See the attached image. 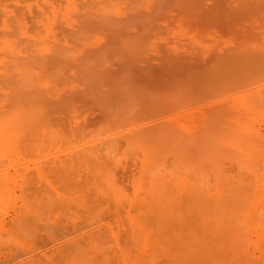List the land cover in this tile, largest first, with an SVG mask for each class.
I'll list each match as a JSON object with an SVG mask.
<instances>
[{
	"label": "bare ground",
	"instance_id": "bare-ground-1",
	"mask_svg": "<svg viewBox=\"0 0 264 264\" xmlns=\"http://www.w3.org/2000/svg\"><path fill=\"white\" fill-rule=\"evenodd\" d=\"M95 1L96 0H0V202H2V203H6V202L12 203L13 202L12 206H14L13 205V204H15L14 202H21V203L25 202L24 204H26L27 202H39V203L57 202L58 205H59L58 202H61V203L67 202V204L69 202H72L71 204H73V206H74L73 209L74 208H76V209L77 208H85L86 206L91 207V209H90L91 211L87 207L88 214H89V211L92 212V214H93L94 211H92V210H95L93 208H96L98 206H101V208H102L105 206L103 208V211L107 212L113 216V217L111 216L112 217L111 221L109 222L108 221L109 218H108V216H106L108 218V219L106 218L108 223L104 226H101V227H97V228L94 227L93 231L91 230L93 227L92 226L93 221L89 222L90 224L92 223L91 229L89 227V229L92 231V233L89 235L87 234L88 237L85 236L84 238L86 239V237H87V239H89L90 241H93V240L96 241L97 240V242H99V241L101 242V241H105L103 236L108 234L109 237L107 236L108 240L105 238L106 241L109 243H111V241H112L113 243H111V246H109V248L108 247L107 248L109 250L110 247H112V249H110L107 253L104 252L105 254L100 255L99 253L97 254V251H98L97 249H99V248H96L95 249L96 254L99 256H94L95 255L94 252H93L94 253L93 255H91L92 253H90L89 254L90 256H93V258L95 257L94 259L91 258V260H92L91 262L88 261L91 264H261V263H264L263 262L264 261V173L261 174V173H259V171H260L259 169L257 171L256 170L257 168H255V169L253 168L254 170H256L255 172L253 170V173L255 176H252L253 174L249 175V173H250L249 168H251V166L253 165L250 158H252V161L254 160L255 163L256 162L258 163L257 167L259 166L260 162H261L260 167L262 164L264 166V152L263 151L260 152L264 148V146H263L264 141L262 142V140H264V139H260L262 137L260 136V138H259L257 135L262 130H260L259 128H256L257 130L256 129H254V130H255V132L257 131L256 132L257 134L256 133L254 134L253 130H251V128L253 129L254 127L250 126L251 127L250 130L252 132H250L249 127H248L249 122H250V125H252L251 123H253V121H255V120L259 121L258 118H255L254 116L257 117L260 115L259 116V118H261L260 120H262V118L264 120V117H262L261 113L258 115V112H260V111L264 112V110H262L264 107L261 109L259 107V109H260V111H259L257 109L258 105L255 106L256 104H253L252 107L254 110H253L252 114H254V116L250 115L253 119L252 122H251L249 116H246V118H245V114L243 112H241V114L242 113L244 114V116L242 117L241 114L239 113L240 111H237L239 114L235 113V115L238 119L241 118V119L249 120L248 122L246 120V124H245V121H243V120H239L240 122H238V119H235L236 117H234V114H233V117L235 120L232 118L233 110L235 108L239 109L238 105H240L239 101H241L238 98V96H240V95L238 93H236V91H235V93L238 95L233 94L236 96V97L233 96V98L234 99L238 98L237 100L235 99L236 102L239 100L237 102L238 105L236 104V102L234 103L235 100L233 101V99L231 98L232 96L230 97L232 100H230V101L228 100V102L223 103V104H219V105H214V104L210 105L208 103L209 102L208 101L207 104L210 105V106H208L204 102V99H205V101H207V99H208L207 95L205 94L206 91H207L206 93L209 94L208 88L209 89L211 88L210 89L211 93H212V90H214L213 91L214 94H216V92H218V91L223 92V90H225V92L228 93L227 92L228 89H230V91L229 90L228 91H229V93H231L232 88H228V87L229 86L232 87L234 85L233 84L234 82L236 85V81L239 80V78H238L239 76L242 78L243 73H241V72L244 70L243 68H245V67L248 69V70L245 69L244 70L245 72L243 71L245 76H246L245 73H247V71H248V73H250V69H251L250 66H253L252 67L253 73L251 72V74H255V73L257 74V71H258V73L262 71L261 73L263 74V72H264V65H263L264 64V36H261V38L258 39L257 41H252V40L250 41L249 40L250 41L248 43L249 46L247 45V47H245L243 50H241V48H239V50L236 49V51L239 53L240 57H236L238 55L237 53H235L234 55H236V56H234L232 53L235 51L234 50L232 51V49H231L232 53L230 52L231 55L227 53L228 57H227V55H226V57L225 56L222 57L223 55L222 56L220 55L221 57L219 55H217L220 57V58L218 57V61L216 59L214 61L211 59L212 62L217 61L216 63H213V65H214L213 66V72H212V68H211L212 65H210L211 61H209L208 58L210 59L213 56L214 52L212 51V54H210L207 51L208 54H207V52H206V54L209 57H207L205 55L207 57L205 60H208L210 63H209V65H206V66L207 67L209 66V68H211L210 73H212L213 78H212V75H210V73H209V75L211 77H209V75H208V77L211 79V81H209L208 80L209 78H208V79H205L206 80V82H205V80L202 78L204 80L205 84H202V82H201L202 79H200V81H199V79H197L196 72L198 70L196 71L195 69H193V72H191V69L186 67L187 69L190 70V72L188 70L187 71H188V73H191V75L187 73V75L185 77H187L188 75H190V77L188 76V79H186L184 77L187 81L184 80V78L182 77L184 82H182V81L181 82L184 84L187 83L188 85L193 86L192 83L189 84L190 81L188 82V80H193L195 78L193 80V82L196 81L195 82L196 84L201 82L200 83L201 85L200 84H197V85H200L205 91V92H199V91H202L203 89L201 88V90H196L194 87V91H196L198 94L201 93L198 98H203V97H201V95L202 96L204 94L206 95V96H204L203 100L201 99L202 100L201 102L203 103V105L205 104L208 107H205L203 110H201L203 107H201V109H197L199 111L201 110L199 113L193 112L194 109L191 112L189 111L191 106L194 108V107H196L195 105H197V104L193 103L195 101V100L193 101V99H198V98H194V97L192 98L191 97V96H194L193 87H191V86L189 87V86H187V84H185V86H184L180 81H179L180 83H178V84L181 85L180 87H182V88L184 86L183 89L185 91H183L181 88H179L178 87L179 85H176V83L178 81L172 80V82L174 81L173 83L176 85L177 89L179 88L178 90H180V91L182 90L181 94L179 93L180 91H178V90L176 91L177 92L176 94L179 93L178 95L171 94L169 92L172 90L171 92L175 93L174 89H173L175 87L174 84H171L173 87L172 86L169 87L168 82H167V86H165L166 85L165 83H164V85L162 84L165 87L153 86L154 83L153 84L150 83L153 79L150 80V82L148 81V83H150V84H148L147 82L142 83L145 80L144 79L142 81V79H143L142 78L141 83L143 85L141 86V83H138L139 86L142 87L138 90L139 87H135V84H137L135 82H138L140 80H136V77L133 78L134 79L133 80V79H131L130 75H128V73L129 74L134 73V71L132 70V66H130L131 64H129L133 61V59L131 60V58H129L130 61L126 65L128 67L130 66L131 68L129 67V69H128V67L125 66V64H122L123 66L121 65L123 67L122 70L124 71L123 72L121 70V72L124 75L127 74L130 77L129 79H131V80H128L129 81L128 82L127 81L128 78H126V82L129 83L128 85H126V84H125V86H123V84L121 85V83H120L121 79H120V81H117L119 77L117 78V75L115 76V74H113L114 72H112V74L109 72L107 73V75L108 74L109 75L111 74L112 76L114 75V79L117 78L116 81L119 83V87L122 88V89L120 88L121 92L123 91L124 87L128 88L127 90H126V88H124V90H126V94L123 92L121 93L122 96H124V97L126 96L125 98H128V96L131 98V99L129 98L127 101H129V100L132 101V99H133L137 103L134 105L138 106V104H139L137 102L138 97H139V100H140V96L143 97L140 101V105L138 106V110L135 112V114L132 113L133 112L132 111L133 110L132 105H130L128 107L130 109L129 112H131V113H127L126 110H122L119 107L120 105H119L118 101H119L120 97H122V96H120V93H119L120 91H118V87L116 85H114L117 87L116 88L111 84H110L111 87L112 86L114 87L113 89L109 88L110 90L109 89L107 90L104 87L106 84V82H105L106 78L105 77H108V76L106 74L102 73V71H104L103 70L104 67L107 68V66H109V65H107V63H108L107 59H109V58H107V53L109 52V49L112 51V49H113V48L111 49L112 45L109 47L108 50L104 49L103 45H101L103 47V49L98 50L97 47L100 44H98L97 43L98 41H95V39L98 36L103 35V34L102 35L98 34L100 31H102L98 28L100 26H102L103 24L107 25L108 28L111 27V29H110L111 31L113 30V28L118 29V25H120L119 27L122 29H118L119 32H118V30H113L112 34H114L117 37L119 35V33L122 32L120 34L121 36L119 35L122 39H124V37H125L122 34L126 33L127 36L129 35L128 37L130 39L128 37H126L129 40L124 39V41L125 40L126 41L124 42V44L121 43L122 45H124V46L128 45L129 46V45L133 44L134 42L140 43V41L143 43L144 42L143 38H145V39L148 38V37L146 38L144 36H145L146 32L149 31L148 25H150V23H148V22H150L149 19H151V16L148 19L146 17V19L148 21V22H146L148 30H147L146 25H144V23H143V25L146 28L143 25H141L145 28L144 29L145 32H143L141 34H144V33L145 34L140 35V37H138V36H136L137 34H136V32H135L136 30H135L134 31L135 33L132 32V34H131L132 36H131L130 32L132 30H130V28L134 27L135 25H136V28L139 27L138 25H140V24H138V23L140 22V20L142 18H145V17L142 16L143 14L139 15L141 18L138 17V15H136V16L132 17V19L130 20L131 22L133 21V23H131L129 21V19L131 18V17H129V14L131 13L130 10L129 9L127 10L130 12L129 14L127 13L128 17H129L128 18L127 14H125L126 12H123V11H125L123 9H126V8L124 7L122 10H121L122 6L120 8L121 2L123 0H121V1L117 0L118 2L116 0H113L119 4L120 11H122L124 13V15H126V17H127V18L125 16L119 17V16L123 15V13L121 14L120 11H119L120 12L119 13L118 12L119 8L117 7L118 9H117V11L116 10L115 11L118 12L119 14L118 13H117L118 15L116 14L117 15L116 18L118 19V17H119L122 19L125 17L124 20L123 19L122 20L120 19V20H121V22L123 21L125 23L124 24L122 22V24L125 25V26L123 25L124 27L127 26L126 28L129 29V32L127 30H125L121 24H115V21L116 22L118 21V23H120L119 19L118 20L114 19L113 23H114L116 28L115 27L112 28V26H110V27L108 26L109 23L108 24H106V22L100 23L101 21H103L102 17L100 18L101 20L99 19V17L98 18L96 17L97 20L98 19L100 20L99 22L97 21L98 24L100 23V25L98 28H95V26H93V25L97 24V22L94 19H93L94 22L92 21V19L90 20L89 13L93 12V14L94 15L97 14V16L103 13L104 15H101V16H105V13H107V11L104 12L105 7H103V5H105L108 2V1L106 2V0H105L104 2H106V3L103 4L102 0H97L98 2H100V4H103L101 9H100V7H97V10L100 9V11H101V13L98 14L99 12L97 13L96 10H94L95 13H94V11H89L94 7L96 9L95 5H96L97 1L96 2ZM113 1L110 0L108 2L109 5L111 2L113 3ZM124 1H126V0H124ZM124 1L122 3H124ZM130 1H126V2H130ZM137 1H139V3L142 2V0L141 1L137 0ZM147 1L148 2L151 1L150 2L151 5L155 4V7L157 6V9L159 10V8L162 9L159 6V5H161V3H162L161 6H163V4H165V2H166V5H164L163 7H165V6L167 7L168 5L171 4V3L169 4L168 2H172L173 0L172 1L171 0H166V1L164 0L165 2L163 0H160L161 2L158 1V3H159L158 5H156V3H154L155 2L154 0L153 1L152 0H146V2ZM179 1L181 2V0H179ZM183 1L181 3H183ZM198 1H200L199 2L200 4L199 3H198V5L196 4L198 6V8L204 9L206 7V6L204 7V5H206L208 3V0H205L207 3H205L204 0H198ZM201 1H202V3L204 2L203 3L204 5L201 4ZM241 1H243V0L236 1V2L233 1V2H235L237 4V2L240 3ZM180 2H177V3L179 4ZM185 2L186 3L183 4L184 6L187 3H188V5H189V3H192L191 0L189 2L188 1H185ZM215 2L217 3L216 7L213 5L214 4L213 1H212L213 6L212 5L209 6L212 8L210 10L211 13L209 11L206 14V12H205L206 9H204V11H202L203 9H199V10L202 11L203 15H201V16L204 17L201 19H203L204 21H205V19L208 21V18L212 19L213 21L209 20V22L210 23L214 22L215 24H218V25H216L218 28L220 25L223 26V24L226 25L227 23L228 24L226 26L231 25L230 27H233L234 25L231 24L232 20L230 21L231 17H236V19L242 20V18H243L242 14H245V16H246L247 13L249 15L256 13L259 16V18L258 17L257 18L260 20V18H261L260 16L264 15V0H257V1L256 0H249L246 4H245L246 1L243 2L244 6H246V8L248 6L247 9L245 7H244V9H242L243 8L242 3H241L242 7H240L241 9H239V7L236 4H230L231 7L229 8L226 5L227 3L223 4V1H221L222 2L221 3V2H219V0H217V1L215 0ZM225 2L226 1H224V3ZM93 3H95L94 7L92 6V8H89L91 6V4L93 5ZM116 3H115V5L111 4V8L107 4L105 5L111 9V11H108V14L110 13L112 16H114L113 12H115V11L113 10V7L115 9ZM131 3L132 4L135 3L133 5V7L138 6L137 5L138 2H136V0H134V2L132 1ZM194 3L195 2L193 1V4ZM209 4H211V3H209ZM128 5H129L128 7L131 8V11H133L132 10L133 8L130 6L129 3H128ZM172 5H173V3L170 5V7H172ZM199 5H200V7H199ZM176 6H177V4H176ZM201 6H203V7H201ZM218 6L220 8L225 7V9L223 8V10L221 11V9ZM233 6L235 7V8H233V10L237 9L238 14L235 12L236 10L235 11L232 10L233 11V13H232L231 8ZM236 6H237V8H236ZM140 7H143V6H140ZM186 7H187V5H186ZM209 7L207 6L206 8H209ZM254 7H255L256 12L251 11L252 8H254ZM177 8H174V9H177ZM102 9H103V11H102ZM108 9H106V10H108ZM139 9H141V8H139ZM217 9H220L219 12L222 13V15L220 14L218 16H222V17L217 16V14L219 13V12H217ZM169 10H170V8H169ZM240 10H241V12H239ZM243 10H244V13L242 12ZM226 11H228L229 13L228 12L226 13ZM133 13H134V15L136 14V9H135V12L133 11ZM180 13L182 15L185 14V13H183L182 10ZM224 13H225V15H224ZM239 13H242L241 14L242 18L241 17L238 18ZM170 14H171V11H170ZM176 14H174V15H176ZM204 14H206V15H204ZM214 14H216V15H214ZM230 14H232V15H230ZM234 14L235 15L237 14V16H234ZM149 15H150V13H149ZM153 15L154 14H152V19H153ZM213 15H214V18H212ZM226 15L228 17L231 16L229 18V20H227V18H225ZM110 16H108V17L110 18ZM207 16H208V18H205ZM216 17L219 18L220 20L219 19L215 20L216 21L215 22L214 19ZM246 17H248L249 19L248 18H245V19H248V21H249L250 16H246ZM105 18H106V16H105ZM223 18H225L230 23L227 22ZM257 18H256V21L258 22ZM133 19L135 21L139 20V22L138 21H137L138 23L134 22ZM146 19H143V21H146ZM171 19H173V17ZM231 19H235V18H231ZM125 20H127V21L125 22ZM193 20H195V19H193ZM221 20H223V22H221ZM90 21H91V23L93 22V24H90ZM183 21L184 20H182L181 23H183ZM248 21H246V22H248ZM195 22H197V21H195ZM209 22H208V24H209ZM219 22H221V23H219ZM236 22L239 23V21H236ZM126 23H127V25H126ZM128 23L130 24V26H128L129 25ZM166 23H165V25H167ZM172 23H173V21H172ZM234 23H235V21H234ZM141 24H142V22H141ZM257 24L255 23V25H257ZM90 25H92L93 26L92 28H94V29H96V31H98V33H97L98 36L96 38H95L96 33L94 34L95 30H93V34H91V36H94V39H93L94 43L93 44H94V47H96V48H93L94 50L96 49V51H94V52L92 50L93 46H91L92 43L90 42L92 39L89 40L91 37H90V35H87V34H90V32H91V26ZM131 25H132V27H131ZM247 25H249V24H247ZM226 26L225 27L223 26V27L226 28ZM258 26H259V24H258ZM143 27H141V28H143ZM249 27H251V26H249ZM255 27H257V26H255ZM102 28H106V26L105 27L102 26ZM224 28H222V29H224ZM88 29L90 30V32ZM184 29H185V26H184ZM247 29L245 27V32L247 31ZM242 30H244V28ZM116 31L118 32L117 33L118 35L116 34ZM223 31L221 30V32H223ZM107 32H109V30H107L106 33H104V34H107ZM214 32H215V30H214ZM236 32H237V30H236ZM253 32H254V30H253ZM257 32L258 31L256 29L255 33H257ZM217 33L218 32H216V34ZM259 33H258V35H259ZM227 34L228 33H226V36H227ZM260 34L264 35V32H262ZM83 35H87L89 38H87L86 36L83 37ZM110 35H111V33H110ZM122 36H124V37H122ZM146 36H147V34H146ZM210 36H213V33H212V35L210 34ZM222 36L223 35H221V37ZM243 36H245V35H243ZM105 37H106V35H104V37H101V38H105ZM216 37H218V36H216ZM233 37L234 36L232 35V39H233ZM107 38H108V36H107ZM107 38H105V40L102 39L101 41H103V42H101V41H99V42H101V44H104L105 43L104 41H106ZM185 38H186V36H185ZM195 38L196 37H194V39ZM99 39H100V37H99ZM99 39L97 38V40H99ZM149 39L151 40V38H148L146 41L148 42ZM232 39H230V40L232 42H234L235 40L233 41ZM108 40H109V42H108ZM108 40H107V43H105L106 45L108 43H109V45L111 43H113V42H111V38L110 39L108 38ZM120 40H118V41H120ZM224 40H225V38H224ZM127 41H128V43L131 42V44L130 43L126 44ZM220 41H221V39H220ZM120 42H123V41H120ZM147 42L143 43V46H142L143 49L145 48L147 50V48H146V46L148 45ZM229 43H231V42H229ZM245 43H246V41H245ZM96 44H98V45H96ZM189 44H187V45H189ZM138 46H139V44H138ZM212 46H214V45H212ZM237 46H239V45H237ZM241 46H239V47H241ZM105 47L108 48V45ZM121 47L122 46H120V48ZM187 48H185L184 50H186ZM235 48H237V47H235ZM180 49H182V48L179 47L178 52H180ZM97 50H98V53H96ZM138 50H139V54L140 53L142 54V55L140 54V56H142V58L145 56H147V58L149 56H151V55L148 56V54L146 55L145 51H144L145 56H143L144 55L143 52L142 51L140 52V49H138ZM163 50H164L163 52H165V49H163ZM196 50H198V49L196 48ZM106 51H107V53H106ZM126 51H127V48H126ZM133 51L135 54L137 50L135 49ZM222 51H224V50L222 49ZM124 52H125V50L121 52L120 56H122L124 54ZM224 52H227V51H224ZM99 53H103V55L102 54L100 55ZM114 53L119 54L120 52L115 51ZM96 54H97V58L99 55L102 57L104 56V58H102V59H104L102 61L104 63L102 64V62H101V64L103 66L100 64V66H101V67L99 66L100 68L95 66L94 60H96V58H95ZM105 54H106L107 59L105 58ZM118 54H117V57H119ZM127 54L129 55L130 53H127ZM159 54H161V53L159 52ZM159 54H157V55H159ZM229 55L231 56V58L229 57ZM111 56H113V55H111ZM129 57H132V56H129ZM135 57H139V56L136 54ZM119 58H118V60H119ZM114 59L115 58H113V60ZM148 59L150 60V57ZM156 59H158V58L156 57ZM126 60H127V58L124 61L126 62ZM141 60L146 61V59L145 60L141 59ZM180 60H182V59H180ZM250 60H253L255 63L253 61L251 62ZM100 61H99V63H100ZM115 61L117 62L116 59H115ZM245 61H246V63L244 66L243 62H245ZM162 62H163V60H162ZM204 62H206V61H204ZM247 62L249 63L248 65H247ZM256 62L257 63L259 62L261 64H259V63L256 64ZM111 63L112 62H110L111 66H109V67L110 68L112 67L114 70H115L116 64L120 65V64H118L119 63L118 62V63L114 64L115 66H112ZM150 63H152V62H150ZM193 63H195V62H193ZM93 64H94V66H93ZM148 64H149V62H148ZM250 64H252V65H250ZM255 64H256L257 68H256ZM142 65L147 66L146 64H142ZM190 65H192V64H190ZM121 66H116V67L118 69L119 67L122 68ZM136 66L137 67L134 68L135 70L137 68H139L138 67L139 65H136ZM172 66H174V65H172ZM187 66L189 67V65H187ZM93 67H96L97 71L99 70L98 72H101L102 74L101 73L98 74V72H96V69L95 68L93 69ZM203 67L205 68V66H203ZM254 67L257 69L256 71L254 70ZM110 68H109V70H110ZM126 68L128 70H130V69L131 70L128 72ZM140 68H139V70H140ZM204 68H201V70ZM206 68L204 69V70H206V72H207V70L210 71L209 68H207V69ZM261 68H263V69H261ZM100 69H101V71H100ZM142 69L140 71L141 74H143V72L145 73V71L142 72ZM154 69L155 68H153V70ZM239 69L240 70L243 69V70L240 71ZM93 70H95V71H93ZM137 70L135 72H137ZM158 70H159V72H161L160 68ZM237 70H239L240 72L239 71L237 72ZM254 71H255V73H254ZM125 72H126V74H125ZM206 72L202 70L201 73H204V74H201V75H204L206 77L207 76V75H205ZM116 73H118V72L116 71ZM146 73H149L148 70ZM193 73H195V76ZM207 74H208V72H207ZM236 74H237V76L238 75L239 76L236 77L235 76ZM251 74H250V78L253 76V75L251 76ZM262 74H260L261 77H262ZM146 75H144L145 78H146ZM153 75H154V73H153ZM192 75H193V77L191 78ZM231 75L236 77V78L232 77V78L236 79V81H234V80L232 81L233 83L231 82L233 85H231V83L230 84L227 83V80L229 82V78L231 77ZM149 76H150V74H149ZM160 76H162V75H160ZM256 76L260 78V76H258V74ZM125 77L126 76H124V78H123L124 80H125ZM139 77H142V76L140 75ZM150 77H152V76H150ZM248 77H249V74L247 75L246 78L244 77L246 79L245 81H247L249 79ZM147 78H149V77H147ZM160 78H159V80H160ZM137 79H138V77H137ZM149 79H151V78H149ZM172 79H174V78H172ZM214 79H215V81H214ZM255 79L257 82L258 79L254 78L253 80H255ZM197 80L199 82H197ZM110 81L113 83L112 80H110ZM162 81L163 80H160V82H158V81H156V82H158L159 85H161L160 83ZM111 82H109V83H111ZM132 82H133V84H131ZM208 82L210 84H212L211 82H213V84L210 85ZM240 82H242V81H240ZM250 82H253V81H250ZM256 82L254 81L253 83H256ZM262 82H264V81H262ZM109 83H108V86H110ZM123 83H125V81ZM158 83H157V85H158ZM195 83H194V85H195ZM245 83H247V82H245ZM257 84H260V81H258V83H256L255 85H257ZM133 85H134V87H133ZM155 85H156V83H155ZM235 85L233 86L234 89H235ZM239 85H242V84H239ZM249 85H252V84L250 83ZM249 85H248L249 91L254 90L253 88L256 89V87L258 86L257 85L254 87V84H253L251 86L252 87L251 88V87H249ZM263 85L264 84L262 83L261 86L263 87ZM243 86L240 87V88H242V90H243ZM261 86L259 85L257 92L259 91V89H260V91H261V89L262 90L264 89V87L262 88ZM244 87L246 89H248L246 87V85ZM129 88L130 89L133 88L134 93L132 92V89L129 90ZM151 88L153 90H151ZM159 88H160V90H159ZM165 88H167V89H165ZM136 89L140 92L138 97H135L139 93ZM128 90L130 93L127 92ZM150 90L152 92L155 91L156 92L155 95L159 93L158 96H160L162 94L161 98L163 97L164 92H165V95L168 96V97L164 96L165 99L162 98V102L164 103V105H163L161 103V99L158 100L159 97L157 98V95L155 96L154 92H153L151 94V96L154 95L156 100L153 99L154 97L151 98V100L153 99V101H151V104L153 102V105H150V107L152 109L155 108V103L157 101H159L160 104L157 102L156 106H161V104H162L163 107H165L163 109H166L167 105H169L168 103L170 102V100H172L171 98H174V101L172 102V105L170 104V106H168V107H172L173 104L175 105L178 103H179L178 105L181 106V104H183V102H185L184 101L185 96L192 98V101H193L192 103L194 104V106L191 105V102L187 101L190 103V108H188L189 109L188 110L189 112L187 111L188 113L185 112L186 113L185 115L180 114V116L177 117L178 116V114H177V116H175V117H173V116L170 117V115H169V117H167V116L161 117L163 115V113H160V110H161V112H163V109H161L162 106L159 107L160 109H158L156 107L158 110L155 108L153 113H152L151 108L147 104V103H150V102H148L150 100V97H151L149 94V93H151ZM157 90H159L160 92L162 91V93H160ZM186 91L188 93H186ZM245 91L246 90H244V92ZM222 92H221V94H222ZM225 92H224V95L230 96L229 93L226 94ZM168 93H170L171 98L169 97ZM197 93H195L196 96H198ZM248 93H251V92H248ZM248 93H246V94L244 93V94L248 95ZM123 94H125V95H123ZM127 94H128V96H127ZM214 94H212V95H214ZM252 94H257V93L252 92ZM173 95H175L177 97H180V95H181L182 98L181 97L180 98L182 99V102L176 103L175 101L179 100L180 98L176 99V97L175 96L173 97ZM263 95L264 94H262V96ZM132 96H133V98H132ZM216 96H218V95H216ZM219 96H221V95L219 94ZM223 96H222V98H219V100H217V101L220 102L221 99L223 102L226 101L227 96L224 97V98H226V100H223L224 99ZM205 97H207V98H205ZM214 97H215V95H214ZM241 97H240V99H241ZM244 97L242 98V101L240 103H242L244 101L243 100ZM256 97L258 98V100H260L258 97V94ZM189 98H187V99L189 100ZM211 98H212V96H211ZM262 98L264 101V96ZM262 98H261V100H262ZM166 99H170L169 102ZM246 99H247V97H245V100ZM163 100L165 102L167 101L166 106H165V102ZM213 100H214V98H213ZM255 100L254 101H253V99L249 100V101H251L250 104L252 105V101H253V103H255ZM249 101L246 100L245 101L246 103L243 102L241 105L244 107L243 104H247ZM124 102L126 104H128L126 102V100ZM210 102H211V99H210ZM129 103L133 104L131 102H129ZM195 103H196V101H195ZM126 104L122 103L123 106ZM157 104H159V105H157ZM248 105H249V103H248ZM251 105H249L250 106V110H249L250 113L252 111ZM262 105H264V103ZM153 106H154V108H153ZM249 106H247V107L249 108ZM177 107L179 110V106H176L175 111H176V113H179V111L177 112ZM182 107H183V105L180 108H182ZM247 107H245L244 109H247ZM255 107H256L257 111H256ZM184 108H186V107H184ZM171 110L174 111V108L166 111V113L169 114V111L171 113ZM186 110H187V108H186ZM239 110H241V108ZM155 111L157 112V114L155 113L156 115L154 114ZM183 111H184V109H183ZM180 112H181V110H180ZM150 113H152L155 116L152 115L153 116L152 117ZM159 113L162 115L160 116ZM255 113H256V115H255ZM143 114H144L146 120H144V118L142 120ZM140 115H141V117H140ZM146 115L148 117H146ZM172 115H173V113H172ZM148 118H150V119H148ZM254 118H255V120H254ZM236 120H237V122H236ZM241 121H243L244 123H242ZM235 123H237L239 125H236ZM254 123H253V126L256 125ZM259 123L264 124V122L262 123V121H260ZM247 124H248V126H247ZM258 125L260 126V124L257 123V126ZM260 128L262 129L261 126H260ZM262 132L264 133V131H262ZM252 133L255 135L254 138L255 137H256V139L258 138V141L256 139L252 140V141H254V142L256 141V142L260 143V140H261V142L263 144V145L260 144L261 149H259L260 148L259 144L257 145V148L254 149L255 151L252 149V148L256 147L255 146L256 144L252 143V141L247 140V139L251 138ZM261 133H260V135H261ZM248 134H250L249 137H248ZM253 134H252V136H253ZM254 138H252V139H254ZM250 149H251V152L249 151ZM252 150H253V152H252ZM248 159L250 161H248ZM247 162L252 163V165L250 164L251 166H249V163H247ZM253 166H255V165H253ZM263 169H264V167H263ZM252 177H253V179L256 178L257 181L256 180L253 181ZM253 182H255V183H253ZM257 183H258V185L256 186ZM253 184L255 185V187H252ZM73 202H75V203L76 202L77 203L83 202V207H75L77 205V203L75 205ZM85 203H88V204H86L84 207ZM57 204H54V205H57ZM101 204L104 206H102ZM29 205H31V204H29ZM44 205H46V204H44ZM54 205H53V207H55ZM38 206L39 205H37V207H34V206L33 207L36 208L38 211ZM47 206L48 205H46V207ZM1 207H2V205L0 206V210L2 209ZM17 207H18V205H17ZM26 207H27V205H26ZM50 207L48 209L51 210ZM71 207L72 206H70L69 208H71ZM28 208H29V206H28ZM56 208H57V206H56ZM59 208H61V207H59ZM59 208L57 210H59ZM15 209H12V210L14 211ZM25 209H27V208H25ZM76 209H74V211ZM30 210L31 209H27L26 211H28V212L26 214H29ZM45 210H47V208ZM54 210L52 211L53 213H54ZM81 210H83V209H81ZM23 211H21V212H23ZM78 211H79V214H80V212H81V214L83 213L82 211H80V209ZM3 212H5V211H3ZM32 212H33V215H35V214L37 215L36 210L35 211L32 210ZM42 212H40L41 215L43 214ZM49 212L46 211V214H47V216L49 215V217L52 218L53 215H51L52 216L51 217L50 214H53V213L50 212V214H48ZM60 212H59V214H60ZM24 213L25 212H23L22 214L24 215ZM85 213H87V212H85ZM6 214H7V216H9L8 215L9 213H6ZM46 214H45V216H46ZM61 214H63V212H61ZM102 214H100V215H102ZM29 215H31V214H29ZM64 215H66V214L64 213ZM83 215H84V217H83ZM85 215L86 214H82V217L84 219L81 217V219H83L84 222L86 220L88 221V219L86 218L87 215L86 216ZM93 215H96V213H94ZM7 216L5 218H7ZM63 216L61 217V220L59 218L60 216L58 217L60 220L59 222H63ZM66 216H64V218H66ZM68 216H69V214H68ZM90 216L88 215V217H90ZM102 216H104V214ZM0 217H1V219L3 218L2 214L0 215ZM15 217H17V215ZM27 217H26V219H28V221H29V218H27ZM72 217H73L72 219H74V220L76 219V218H74V216H72ZM95 217L98 218L99 216L96 215ZM18 218H19V216H18ZM30 218H32V217H30ZM55 218H57V217H55ZM58 218H57V220H58ZM79 218H80V216H79ZM90 218L94 219V217L93 218L90 217ZM102 218H100V220ZM36 219H37V217H36ZM98 219H97V222H98ZM7 220H9V219H7ZM7 220H5V223H2V224H6ZM32 220H33V218H32ZM40 220H39V222H40ZM48 220L49 219H47V221ZM51 220H49V221H51ZM16 221L14 224H16ZM19 221L22 223L23 220L21 221V219H20ZM43 221H42V223H44L43 225H45V227H46V225L48 226V224H46V223H49V222H43ZM45 221H46V219H45ZM30 222L33 223L35 221L33 220ZM59 222L57 221V223H59ZM69 222L73 223L71 220H69ZM81 222L82 221H80V223ZM84 222L81 223V225L82 224L84 225ZM97 222H95V223H97ZM103 222H105V220ZM24 223L26 224L27 220ZM24 223H23V226H24ZM53 224L56 225V223H52L50 225L54 226ZM59 224H57V225L59 226ZM65 224H67V223H65ZM98 224H100V223L98 222ZM21 225L22 224H19V226H21ZM26 225H29V224H26ZM37 225L38 224H36V226ZM39 225H40L39 226L40 228L39 227H37V228L42 230L43 225L41 226V223ZM83 225H82V227H83ZM101 225H102V222H101ZM30 226H31V224H30ZM62 226H63V224H62ZM62 226L59 227V229H61ZM72 226H73L72 224H71V227H69V228H67V226H65L66 229H65V227H64V229L65 230H68V229L73 230ZM24 227H26L24 229H26V231H29L28 233L30 234V230H27L28 227L27 226H24ZM32 227H33V225L31 226V228ZM82 227H79V229H81ZM87 227L85 226L86 229H88ZM51 228H53L52 230L50 229L51 233L52 232L56 233L54 236V239L59 234H61V237H65V234H64V236H62V232L58 233V232H56L57 229H56V231H53V230H55L54 227H51ZM75 228H76V226H75ZM5 229H6V227H5ZM17 229H18V227H17ZM24 229L20 230V233H22ZM10 230H12V229H10ZM13 230H15V229H13ZM33 230H34V233H37L35 231V230H37V229H35V226H34ZM43 230H42V233H43ZM45 230L47 231V228ZM61 230L63 231V229H61ZM46 231H44V232L46 233ZM4 232H5V230H4ZM48 232H47V235L49 236ZM65 232L68 233L69 231H65ZM5 233L8 234L9 231L5 232ZM5 233H3L2 235H4ZM34 233H32L33 236L35 235ZM39 233H37V234H39ZM73 233H75V231ZM25 234H27V233H25ZM25 234H22V235L25 236ZM29 234L27 235L28 237L30 236ZM75 234H74V236H75ZM77 234H78V232H77ZM83 234H85V232ZM45 235L46 234H44V237H45ZM53 235H54V233H53ZM6 236H8L9 238L11 237L9 235H6ZM20 236L21 235H19V237ZM27 236H25V238ZM36 236H38V235H36ZM77 236H75L76 238H74V240L72 238H70L73 241L72 242L70 241V243L68 242L67 244L68 245L70 244L72 246L75 245L77 242ZM12 238L13 237H11V239H9L10 242L13 241L12 243L9 242L10 245L14 243V240H17L15 238V236H14L15 239L14 238L12 239ZM46 238H48V237H46ZM7 239H5V241ZM26 239H28V238H26ZM31 239H33V238H31ZM41 239H43V238H41ZM48 239L53 240V238H48ZM48 239H47V241H48ZM67 239H69V238H66V239L64 238L63 241L67 240ZM22 240H23V238H22ZM52 240H50V241L53 243ZM79 240H82V239H79ZM0 241H1V239H0ZM42 241H44V240H42ZM47 241L45 243H47ZM3 243H5V242H3ZM9 243H7V245ZM17 243H19V242H17ZM40 243H42V242H40ZM52 243H49V244H52ZM57 243H58V241L56 242V244ZM88 243H91V242L88 241ZM28 244H29V242H28ZM56 244H55V246H56ZM81 244H76L78 246L77 247L78 249L81 248V246H80ZM7 245H6V249H8L7 247H10L9 245L8 246ZM35 245H36V242H35ZM42 245H43V243H42ZM98 245H100V243H97V246ZM101 245L99 247H101ZM1 246H2V244H1ZM20 246L23 248V246L21 244L19 245V247ZM14 247H12L13 249L12 248L11 249L14 250L15 249ZM21 247H20V249H22ZM28 248H31V246ZM28 248H26V249L29 251ZM62 248H63V250L65 249L64 246ZM70 248H71V246H70ZM70 248H69L70 252H71V250L74 251L73 248H71V250H70ZM91 248H93V247H91ZM60 249L61 248H59V250H57L56 254L60 251ZM67 249H66V251H68ZM12 250H11V252H12ZM53 250L55 252L54 246H53L52 251ZM81 250H83V249H81ZM88 250L87 251L85 250V252H90ZM83 251H81L82 253H79V254H83ZM31 252H33V251H31ZM35 252H36V250H35ZM74 252L77 253V252H80V250L74 251ZM91 252H92V250H91ZM65 253H67V252H65ZM51 254H54V253L51 252ZM59 254H57V255L59 256ZM42 255L43 254L41 253V256ZM62 255H64V254H62ZM29 256L27 257L28 259H29ZM34 256H36V255H34ZM58 256L55 255L54 257L56 258ZM68 256H70V255L68 254ZM64 257L66 258V256H64ZM27 258H26V260L28 261ZM80 258L82 259V257H80ZM85 258L82 261H85ZM7 259H9V258H7ZM36 259H39V256ZM36 259L35 258L33 259L35 261L34 263H36ZM49 259H50V256H49ZM56 259H54V260H56ZM75 259H77V258L75 257ZM89 259H87V260H89ZM11 260L12 259L10 258L9 263L13 262ZM24 260L25 259L23 258V261ZM45 260L46 259H44V257H43L42 261H45ZM65 260H63V261L65 263H67L68 261H65ZM70 260H73L72 257ZM1 261L2 260H0V262ZM14 261H15V259H14ZM21 261L22 260L20 259V262ZM16 262H19V261H16ZM74 262H76V261H74ZM7 263L8 262H6V264ZM23 263H25V262H23ZM26 263L30 264V261H28ZM57 263H58V260H57ZM69 263L70 262H68V264ZM1 264H4V263L1 262ZM49 264H51V263H49ZM76 264H78V263H76Z\"/></svg>",
	"mask_w": 264,
	"mask_h": 264
},
{
	"label": "rangeland",
	"instance_id": "rangeland-1",
	"mask_svg": "<svg viewBox=\"0 0 264 264\" xmlns=\"http://www.w3.org/2000/svg\"><path fill=\"white\" fill-rule=\"evenodd\" d=\"M96 1H97V0H96ZM96 1H95V2H96ZM104 1H105V0H102V3H103V4H105L107 1L109 2L110 0H106V2H104ZM111 1H113V0H111ZM116 1H117V0H116ZM116 1H113V3L111 2L110 5H109L108 2H107L108 4H107V3H106V4H107L108 6H110V8H111V4H112V5H113V4L115 5ZM118 1H121V0H118ZM118 1H117V2H118ZM123 1H124V0H123ZM123 1H122V2H123ZM126 1H130V0H126ZM126 1H124V3L121 2L120 8H121V6H122L121 10H122L124 7L126 8V9H123V10H125V11H123V12H126L125 14H127V13L129 14V13L131 12V13H130L131 15L129 14V17H131V18L129 19V21L132 19V17H134V16H136V15H138V17H140L139 15H140V14H141V15L143 14L142 16L145 17V18H142V19L140 20V22H139V20H137L139 23H138L137 21H135V20H136V19H135L136 17L134 18L135 20L133 19L134 22H137V23L140 24V25L137 24V25L139 26V27H137V28H136V25H135L136 23L134 24V25H135L134 27H132V25H131V27H132L133 29L129 27L130 30H132V31L130 32V35H131L132 32H134L135 30H136L135 32H136V34H137V35L135 34L136 36L140 37V35H144L145 33H144V34H141V33L145 32L144 29L147 27V25H146V22H148L147 19L150 18V16H151V19H149L150 22H148V23H150V25H148V27H149V31L146 32L147 36H146V34H145V36H144V37H146V38H147V37H148V38H151V40L149 39V41L147 42L146 40H147L148 38H147V39L143 38V39H144V42H143V43H146V42L148 43L147 46L145 45L146 48H147V50H146L145 48H144V49L142 48L143 43H142L139 39H138V40L140 41V43H139V42H138V43L134 42L133 44H131V42H129V43L131 44V45H129V46H128V45H127V46H126V45H125V46L122 45V44H124V42L126 41V40L124 41V39H128V38H129V37H128L129 35L127 36L126 33H125V34H122V35L125 36V37L122 36V37H124V39H122V38L120 37V36H121L120 34H121L122 32L119 33L120 36L117 34V33L119 32L118 29H122V28L119 27L120 25H118V29H114V28H113V27H115V25H114V23H113V22H114V19H115V20L117 19L116 17H117V15H118L120 12H121V14L123 13L122 11H120L119 4H118V3H116V7H115V9H114V7L112 6L114 11H115V10L117 11L118 8H119L118 12L120 11L119 13L116 12V11H115L116 13L113 12V13H114V16L118 13L115 17L112 16L110 13L108 14V11H111V9H110L108 6H105L106 4L103 5V4H100V2L97 1L96 5H95V6H96V9H95V7H94V4H95V3H93V5L91 4V6L89 7V8H92V6H93L94 8H92V9L89 10V11H94V10H96L97 13L99 12L98 14L101 13L100 9H101L102 5H103V7H105V8L107 7L106 9L109 8L110 10H109V9L106 10V9L104 8V12L107 11V13H105L106 18H105V16H101V15H104L103 13L97 16V14L94 15L93 12H91L92 14L89 13V15H90L89 18H90V20L92 19V21H93V19H94V20H96V22H97V21L99 22V21L101 20L100 18L102 17V20H103V21H101L100 23H105V22H106V24L109 23V25H108L109 27L112 26L113 30H118V32L116 31V34H117L118 36L116 37L114 34H112V33H113V32H112L113 30L111 31V30H110L111 27L108 28L107 25H104V24H103L102 26H103V27L106 26V28H102V26H100V27H101V28H100V27H99L100 23L98 24V22H97V24H95V25H93V26H95V28H98V27H99L98 29H100V30H102V31L99 30L100 32L98 33V31H96V29L92 28L93 26L90 25V26H91V32H92V33H91L90 30L88 29L89 32H90V34H87V35H90L91 38H90L89 40L92 39L90 42L93 44V43H94V42H93V41H94V40H93V39H94V36H91V34H93V30H95V31H94V34L96 33V34H95V38L98 36V34H99V35H102V34H103L102 36H98V37H97L98 39H99V37H100L99 40H97V38L95 39V41H98L97 43L100 44V45H99L100 47L98 46L100 49L97 47L98 50H102L103 47H104V49H107V50H108L109 47L112 45L111 49L113 48L115 51H117V52L119 51V52H120L119 54L117 53V54L119 55V57H120V58H119V57H117V54L114 53L115 51H114L113 49H112V51L109 49V52H110V53H109V52L107 53V51H106V53H107V58L110 59V60L107 59V58H106V54H105V58L108 60V63H109V64L107 63V65L111 66V65H110V62H112V63H111L112 66H115L114 64H116V63L119 62L118 64H120V65H117V64H116V66H121L122 64H125V66H127L126 64H128V62L130 61L129 58H131V60L133 59V61H132L131 63H129V64H131L130 66H132V70L134 71V73H132V74H131V73H130V74L128 73V75H130L131 79H133V78L136 77V80H140V81H138V82H135L136 80L134 81L135 83H137V84H135V87H139L138 90H139L140 88H142V87H141V86L143 85L142 83H145V82L148 83V81L150 82V80H152V79H153V80H152L150 83H152V84L154 83L153 86H163L164 83L166 84L165 86H167V82H168V83H169L168 86L170 87V86H172L171 84H174V83H173L174 81L172 82V80H176V81H178L177 83H176V82H175V83H176V85H179L178 83H180L181 81L184 82V81H183V78L187 75L188 71L190 72L189 69H191V72H193V69H195L196 71L198 70V71L196 72V76H197V79H199V81H200V79H202V78H203L204 80H205V79H208L209 77H211L210 75H212V73H210V72H211V68H212V72H213V66H214L213 63H216V62L218 61V57H219L220 55H221V56L223 55L222 57H224V56L226 57L227 53L230 54L231 49H232V51L234 50L235 52H233V53L231 52V53H232L233 55H234L235 53H237L238 55H237V56L234 55V56H236V57H240V55H239V53L236 51V49L239 50V48H241V50H243L245 47H247L248 43H249L251 40H252V41H257L258 39L261 38V36H264V35H261V34H260V33L264 32V25H263V24H264V22H263V21H264V18H263L264 15H263V16H260L261 18H260V20H259V19H258L259 16H258L256 13H253L252 15H251V14L249 15V14L247 13L246 16H250V20H249V21H248L249 18L246 17L245 14H242V13H239V15H238V18H240V17H241V14H242V17H243V18L241 17L242 20H240V19H236V17H231V16L228 17V16L226 15L225 18H227V20H229L230 17H231V18H235V19H231V18H230V21L232 20V21H231V24L234 25V26L232 25L233 27H230L231 25H230V26H226V25L228 24L227 22H229V21H227L225 18H223V19H225V20L227 21V22L225 21V22L227 23L226 25L223 24V26H224V27L226 26V28H224L222 25H220V26H221L222 28H224V29H222L220 26H219V28H220V29H219V28L216 26V25H218V24H215L214 22H213V23H210L209 20H211V21H213V20L210 19V18H208V16L205 17V18H208V21H207L206 19H205V21H204L203 19H201V18H204V17L201 16V15H203V14H202V11H204V9L207 10V11L205 10L206 14H207V12H209V11L212 9L211 7H209L210 5H212V1H213V3H214L213 5L216 7L217 3L215 2V0H210V1L208 0V3L204 0V2L207 3L206 5H204V4H203L204 2L202 3V1H201V4L204 5V7H205V6H206V7H207V6L209 7V8H206V7H205L204 9H203V8H198L197 5H198V3L200 2V1H198V0H196V1H195V0H191L192 3H189V5H188V3H187V4H185V6L183 5L184 3H186L185 1H188V2H189L190 0H184V1L181 0V2L183 1V3H181L179 0H175V1H174V0L172 1V0H171L172 2H168V1H167V2H168L169 4H170V3H171V4L173 3L172 7H170V5H171V4H170V5H168L167 7L165 6L166 8L163 7L164 5H166V2H165L166 0H165V1L163 0V1L165 2V4H163V6H161V5H162V3H161V5H159V6H160L162 9H160V8L158 7L159 10L157 9V6L155 7V4L151 5V3H150L151 1H150V2H148V1L146 2V0H144V1L142 0V2L139 3V1L136 0V2H138V4H137L138 6H137V7H136V6L133 7V5H134L135 3H134V4L131 3L132 1L134 2V0H131L130 2H126ZM140 1H141V0H140ZM152 1H153V0H152ZM154 1H155L154 3H156V5H158V4H159L158 1H160V0H157V1L154 0ZM163 1H162V2H163ZM193 1L195 2L194 4H193ZM216 1H217V0H216ZM221 1H223V4H226V3H227L226 5L230 8V7H231L230 4H236L235 2H236V1H240V0H229L230 2H229L228 0H219V2H221ZM224 1H226V2L224 3ZM233 1H235V2H233ZM245 1H246V2H245ZM245 1L243 0V1H241L240 3L237 2L236 5L239 7V9H241L240 7H242L241 3L243 4V2H245V4H246L249 0H248V1L245 0ZM256 1H257V0H256ZM114 2H115V3H114ZM160 2H161V1H160ZM177 2H180V3L178 4ZM228 2H229V3H228ZM119 3H120V2H119ZM128 3H129L130 6L133 8L132 10H133L134 12H135V9H136V14H135V15H134L133 11H131V8L128 7V6H129ZM149 3H150V4H149ZM152 3H153V2H152ZM168 3H167V4H168ZM174 3H175V4H174ZM209 3H211V4H209ZM215 3H216V4H215ZM221 3H222V2H221ZM221 3H220V4H221ZM238 3H239V4H238ZM97 4H98V5H97ZM123 4H124V5H123ZM131 4H132V5H131ZM140 4H141V5H140ZM176 4H177V6H176ZM191 4H192V5H191ZM196 4H197V5H196ZM199 4H200V3H199ZM208 4H209V5H208ZM144 5H145V6H144ZM186 5H187V7H186ZM213 5H212V6H213ZM239 5H240V6H239ZM140 6H143V7H140ZM178 6H179V7H178ZM182 6H183V7H182ZM234 6H235V5H234ZM234 6L231 8V11L233 10V8H235ZM237 6H236V8H237ZM97 7H100V9H98L99 11L97 10ZM117 7H118V8H117ZM168 7L170 8V10H169ZM177 7H178L179 9H178ZM199 7H200V5H199ZM201 7H203V6H201ZM215 7H214V8H215ZM218 7H219V6H218ZM244 7L246 8V6H244V4H243V8H242V9H244ZM139 8H141V9L143 8V9L141 10V9H139ZM163 8H164V9H163ZM174 8H177V9H174ZM181 8H182V9H181ZM219 8H220V7H219ZM223 8L225 9V7H223ZM223 8H220L221 11L223 10ZM247 8H248V6H247ZM247 8H246V9H247ZM128 9L130 10V12L127 11ZM171 9H172V10H171ZM180 9H181V10L183 11V13H185V14L182 15V14L180 13V12H181ZM183 9H184V10H183ZM199 9H203V10L201 11V10H199ZM220 9H217V12H219ZM239 9H238V10H239ZM246 9H245V10H246ZM157 10H158V11H157ZM160 10H161V11H160ZM176 10H177V11H176ZM215 10H216V9H215ZM215 10H214V11H215ZM235 10H236V11H235ZM102 11H103V9H102ZM156 11H157V12H156ZM170 11H171V14H170ZM178 11H179V12H178ZM228 11H229V10H228ZM228 11H226V13H227ZM233 11H235L236 13L238 12L237 9H234ZM233 11H232V13H233ZM248 11H249V10H248ZM251 11H252V12H256L255 7L252 8ZM177 12H178V13H177ZM223 12H224V11H223ZM239 12H241V10H240ZM242 12L244 13V10H243ZM246 12H247V11H246ZM94 13H95V11H94ZM111 13H112V12H111ZM113 13H112V14H113ZM149 13H150V15H149ZM176 13H177V14H176ZM210 13H211V11H210ZM212 13H213V12H212ZM228 13H229V12H228ZM107 14H108V15H107ZM128 14H127V17H128ZM145 14H146V15H145ZM152 14H154V15H153V19H152ZM174 14H176L177 16L174 15ZM187 14H188V15H187ZM206 14H204V15H206ZM208 14H209V13H208ZM220 14L222 15V13L219 12V13L217 14V16L220 15ZM237 14H238V13H237ZM237 14H236V15L234 14V16H237ZM255 14H256V15H255ZM91 15H92V16H91ZM110 15H111V16H110ZM148 15H149V16H148ZM185 15H186V16H185ZM209 15H210V14H209ZM214 15H216V14H214ZM214 15H213L212 18H214ZM224 15H225V13H224ZM230 15H232V14H230ZM108 16H110V18H109ZM123 16L126 17V15H124V13H123V15H121V16H119V17H123ZM171 16L173 17V19H171V18H172ZM175 16H176V17H175ZM210 16H211V15H210ZM252 16H253V17H252ZM93 17H94V18H93ZM96 17H97V18L99 17L100 20H99V19L97 20ZM111 17H112L113 19H112ZM119 17H118V19L120 20L121 18H119ZM125 17L122 18V19L124 20ZM127 17H126V18H127ZM129 17H128V18H129ZM146 17H147V19H146ZM218 17H222V16H218ZM257 17H258V18H257ZM95 18H96V19H95ZM140 18H141V17H140ZM140 18H139V19H140ZM216 18H217V17H216ZM216 18L214 19V21L219 19V18H217V19H216ZM245 18H248V19H245ZM252 18H253V19H252ZM256 18H257L258 22L256 21ZM107 19H108V20H107ZM118 19H117V20H118ZM122 19H121V20H122ZM143 19H146V21H143ZM174 19H175V20H174ZM193 19H195V20H193ZM251 19H252V20H251ZM262 19H263V20H262ZM109 20H110V21H109ZM121 20H120V23H118V21H117V22L115 21V24H121V25L123 26L125 23L122 21V22L124 23V24H122ZM169 20H170V21H169ZM171 20L173 21V23H172ZM182 20H184L183 23H181ZM219 20H220V19H219ZM233 20L235 21V23H234ZM126 21H127V20H125V22H126ZM167 21H168V22H167ZM191 21H192V22H191ZM195 21H197V22H195ZM236 21H239V23L236 22ZM246 21H248V22H246ZM252 21H253V22H252ZM93 22H94V21H93ZM93 22L91 23V21H90V24H93ZM130 22H131V21H130ZM130 22H129V23H130ZM141 22H142V24H141ZM166 22H167V23H166ZM169 22H170V23H169ZM206 22H207V23H206ZM208 22H209V24H208ZM215 22H216V21H215ZM217 22H218V21H217ZM221 22H223V20H221ZM221 22H219V23H221ZM225 22H224V23H225ZM110 23H111V24H110ZM129 23H128V24H129ZM131 23H133V21H132ZM143 23H144V25H146V27L143 25ZM148 23H147V24H148ZM165 23H166L167 25H165ZM191 23H192V24H191ZM200 23H201V24H200ZM229 23H230V22H229ZM245 23H246V24H245ZM255 23H256V24L258 23L259 26H258V24L255 25ZM247 24H249V25H247ZM260 24H261V25H260ZM126 25H127V23H126ZM141 25H143L145 28H144L143 26H141ZM235 25H236L237 27H236ZM254 25L257 26V27H255ZM262 25H263V26H262ZM90 26H89V27H90ZM122 26H121V27H122ZM124 26H125V25H124ZM124 26H123V27H124ZM128 26H130V24H129ZM184 26H185V29H184ZM240 26H241L242 28H241ZM244 26L246 27V29L248 28L246 32H245V27H244ZM249 26H251V27H249ZM252 26H253V27H252ZM126 27H127V26H126ZM126 27H124V29L127 30V31L129 32V29L126 28ZM141 27H143V28H141ZM148 27H147V30H148ZM115 28H116V27H115ZM214 28H215V29H214ZM232 28H233V29H232ZM240 28H241V29H240ZM243 28H244V30H242ZM138 29H139L140 31H139ZM217 29H218V30H217ZM235 29L237 30V32H236ZM256 29H257V31H258L257 33H255V32H256ZM262 29H263V30H262ZM107 30H109V32H107L108 35H107V34H104V33H106ZM196 30H197V31H196ZM214 30H215V32H214ZM216 30H217V31H216ZM221 30H222V31L224 30V31H223L224 33L221 32ZM233 30H234L235 32H234ZM241 30H242V31H241ZM253 30H254V32H253ZM122 31H123V30H122ZM127 31H126V32H127ZM199 31H200V32H199ZM243 31H244V32H243ZM102 32H103V33H102ZM124 32H125V31H124ZM124 32H123V33H124ZM135 32H134V33H135ZM137 32H138V33H137ZM198 32H199V33H198ZM216 32H218L219 34H218V33L216 34ZM225 32L228 33L227 36H226V33H225ZM230 32H231V33H230ZM249 32H250V33H249ZM259 32H260V33H259ZM87 33H88V32H87ZM97 33H98V34H97ZM110 33H111V35H110ZM134 33H133V34H134ZM196 33H197V34H196ZM212 33H213V36H210V34L212 35ZM244 33H245V34H244ZM258 33H259L260 36L258 35ZM230 34H231V35H230ZM241 34H242V35H241ZM254 34H255V35H254ZM87 35H83V37L86 36L87 38H89ZM104 35H106L105 38H107V36H108L109 39L111 38V42H113V43L110 42V43H111L110 45H109V43L107 44V45H108V48L105 47V46H107L105 43H107L108 38H107L106 41H104V42H105V43H104L105 45H104V44H101V42H103V41H101V40H102V39L105 40V38H101V37H104ZM135 35H134V36H135ZM150 35H151V36H150ZM189 35H190V36H189ZM200 35H201V36H200ZM221 35H223V36L221 37ZM228 35H229V36H228ZM232 35L234 36L233 39H232ZM243 35H245V36H243ZM251 35H252V36H251ZM253 35H254V36H253ZM131 36H132V35H131ZM131 36H130V37H131ZM149 36H150V37H149ZM185 36H186V38H185ZM216 36H218V37H216ZM230 36H231V37H230ZM242 36H243V37H242ZM250 36H251V37H250ZM115 37H116V38H115ZM126 37H128V38H126ZM194 37H196V38H195L196 40L194 39ZM210 37H211V38H210ZM227 37H228L229 39H228ZM238 37H239V38H238ZM245 37H246V38H245ZM248 37H249V38H248ZM131 38H132V37H131ZM133 38H134V37H133ZM135 38H136V37H135ZM224 38H225V40H224ZM243 38H244V39H243ZM250 38H251V39H250ZM252 38H253V39H252ZM256 38H257V39H256ZM120 39H121V40H120ZM129 39H130V38H129ZM129 39H128V40H129ZM140 39H141V38H140ZM187 39H188V40H187ZM197 39H198V40H197ZM217 39H218L219 41H218ZM220 39H221V41H220ZM230 39H232L233 41L235 40L238 44H237L235 41L232 42ZM118 40L123 41V42H120V41H118ZM133 40H134V39H133ZM194 40H195V41H194ZM201 40H202V41H201ZM249 40H250V41H249ZM99 41H101V42H99ZM116 41H117V42H116ZM134 41H135V40H134ZM198 41H199V42H198ZM241 41H242V42H241ZM245 41H246V43H245ZM108 42H109V40H108ZM229 42H231V43H229ZM121 43H122V44H121ZM127 43H128V41L126 42V44H127ZM129 43H128V44H129ZM141 43H142V44H141ZM189 43H190V44H189ZM201 43H202V44H201ZM222 43H223V44H222ZM225 43H226V44H225ZM92 44H91V46H93V47H92V50H93V52H94V51H96V49L94 50L93 48H96V47H94V44H93V45H92ZM98 44H96V45H98ZM138 44H139V46H138ZM140 44H141V45H140ZM187 44H189V45H187ZM227 44H228V45H227ZM96 45H95V46H96ZM101 45H103V47H102ZM119 45L122 46V47H121L122 49L120 48ZM202 45H203V46H202ZM204 45H205V46H204ZM212 45H214V46H212ZM220 45H221V46H220ZM222 45H223V46H222ZM224 45H225V46H224ZM226 45H227V46H226ZM237 45H239V46L242 45V46L239 47V46H237ZM113 46H114V47H113ZM115 46H116V47H115ZM117 46H118V47H117ZM123 46H124V47H123ZM145 46H144V47H145ZM216 46H217V47H216ZM230 46H231V47H230ZM248 46H249V45H248ZM136 47H137V48H136ZM179 47L182 48V49H180V52H178V51H179ZM187 47H188V48H187ZM233 47H234V48H233ZM235 47H237V48H235ZM126 48H127V51H126ZM161 48H162V49H161ZM166 48H167V49H166ZM175 48H176V49H175ZM185 48H187V49L184 50ZM196 48H197L199 51L196 50ZM217 48H218V49H217ZM229 48H230V49H229ZM135 49H136L137 51H136V53L134 54V51H133V50H135ZM138 49H140V52L142 51L143 54L146 52V53H145L146 55H147V54H148V56L151 55V56H149V57H150V60L148 59L149 57L147 58V56H145V54L143 55V56H145V57L142 58V56H140L141 53L139 54V50H138ZM159 49H160V50H159ZM163 49H165V52H163V51H164ZM211 49H212V50H211ZM222 49H223L224 51H227V52L222 51ZM98 50H97L96 53H98ZM124 50H125L124 54L122 53L123 55L120 56L121 52L124 51ZM183 50H184V51H183ZM228 50H229V51H228ZM104 51H105V50H104ZM144 51H145V52H144ZM168 51H169V52H168ZM207 51H208L210 54H212V51L214 52L213 56H212L210 59L208 58V60L211 61V64H210V65H212V67L210 66L211 68H209V66H208V67L206 66V65H209V63H210L208 60H205L207 57H209V56H207V54H208ZM100 52H101V51H100ZM111 52H112V53H111ZM131 52H132V53H131ZM147 52H148V53H147ZM157 52H158V53H157ZM159 52H160L161 54H159ZM177 52H178V53H177ZM187 52H188V53H187ZM206 52H207V54H206ZM218 52H219V53H218ZM125 53H126V54H125ZM127 53H130L131 55H130V54L128 55ZM163 53H164V54H163ZM165 53H166V54H165ZM179 53H180V54H179ZM190 53H191V54H190ZM99 54H100V55H101V54L103 55V53H99ZM99 54H98V55H99ZM136 54H137L139 57H135ZM157 54H159V55H157ZM177 54H178V55H177ZM210 54H209V55H210ZM100 55H99V56H100ZM111 55H113V56H111ZM126 55H127L128 57H127ZM141 55H142V54H141ZM170 55H171V56H170ZM181 55H182V56H181ZM184 55H185V56H184ZM205 55H206L207 57H206ZM217 55H219V56H217ZM230 55H231V54H230ZM230 55H229V57L231 58ZM99 56H98V58H99V59H98V58H97V54H96V57H95L96 60H94V61H95V66H97V67H99L100 64H101V62L104 60V59H102V58H104V56H103V57L100 56L101 58H100ZM109 56H110V57H109ZM129 56H132V57H129ZM154 56H155V57H154ZM221 56H220V57H221ZM156 57H157L158 59H156ZM164 57H165V58H164ZM175 57H176V58H175ZM178 57H179V58H178ZM180 57H181V58H180ZM214 57H215V58H214ZM216 57H217V58H216ZM220 57H219V58H220ZM227 57H228V55H227ZM111 58H112V59H111ZM113 58H115V59L117 60V62L115 61V59L113 60ZM118 58H119L120 61L118 60ZM123 58H124V59H123ZM126 58H127L128 61L126 60V62H125L124 60H125ZM160 58H161V59H160ZM173 58H174V59H173ZM232 58H233V57H232ZM97 59H98V60H97ZM138 59H139V60H138ZM141 59H144V60L146 59V61H143V60H141ZM147 59H148V60H147ZM180 59H182V60H180ZM211 59H212L213 61L216 59L217 61L212 62ZM235 59H236V58H235ZM100 60H101V61H100ZM158 60H159V61H158ZM162 60H163L164 63L162 62ZM177 60H178V61H177ZM179 60H180V61H179ZM200 60H201V61H200ZM203 60L206 61V62H204ZM99 61H100V63H99ZM134 61H135V62H134ZM141 61H142V62H141ZM188 61H189L190 63H189ZM250 61L252 62L253 60H250ZM139 62H140V63H139ZM148 62H149V64H148ZM150 62H152V63H150ZM187 62H188V63H187ZM191 62H192V63H191ZM193 62H195V63H193ZM253 62H254V61H253ZM93 63H94V62H93ZM103 63H104V62H102V64H103ZM135 63H136V64H135ZM137 63H138V64H137ZM141 63H142V64H146L147 66L142 65ZM165 63H166V64H165ZM243 63H244V66H245L246 61L243 62ZM254 63H255V62H254ZM258 63H259V62H258ZM258 63L256 62V64H258ZM102 64H101V65H102ZM105 64H106V63H105ZM162 64H163V65H162ZM170 64H171V65H170ZM183 64H184V65H183ZM190 64H192V65H190ZM193 64H194V65H193ZM248 64H249V63L247 62V65H248ZM256 64H255V66H256ZM259 64H261V63H259ZM262 64H263V63H262ZM134 65H135V66H134ZM136 65H139V66H138L139 68L141 67L140 70H139V68H137L138 70L136 69L137 72H135L136 70L134 69V68L137 67ZM155 65H156V66H155ZM172 65H174V66H172ZM182 65H183V66H182ZM187 65H189V67H188ZM250 65H252V64H250ZM250 65H249V66H250ZM253 65H254V64H253ZM263 65H264V64H263ZM93 66H94V64H93ZM102 66H103V65H102ZM109 66H107V68L104 67V69L102 68V69L104 70V71H102V73H104V74L107 75L108 72L111 73V74H112V72H114L113 74H115V76L117 75V78H118V77H119V78H118V80H117V78L114 79V75L112 76V75L110 74V75H111V76H110V75L108 74V75H107L108 77H105L107 80L105 79L106 84H105L104 87H105V89L108 90L109 88H110V89H111V88L113 89L114 87L117 86V87H118V91H120V88H121V87H119V83H118L117 81H120V79H121V82H120V83H121V85L123 84V86H125V84H126V85L129 84V83L126 82V78H128L127 81H128V80H131V79H129L130 77L126 74V72H127V71L129 72V71L131 70V69L128 70L130 66H129V67L127 66V67H128V69L126 68L127 71L124 69V70L126 71V72H125L126 75H124V74L121 72V70L123 69V67H122L123 65L121 66L122 68L119 67L118 69H117V67L115 66V70H114L112 67H111V68H112V69H111ZM158 66H159V67H158ZM203 66H205V68L207 67V68L210 69V71L207 70L208 74H207L206 70H204L205 68H204ZM260 66H261V65H260ZM260 66H259V67H260ZM100 67H101V66H100ZM100 67H99V68H100ZM165 67H166V68H165ZM167 67H168V68H167ZM172 67H173V68H172ZM174 67H175V68H174ZM181 67H182V68H181ZM186 67L189 68V69H187ZM247 67H248V66H247ZM252 67H253V66H250V68H251V69H250V73H248V71H247V73H245L246 76L244 75V72H245L244 70H245V69L248 70V69H247L246 67H245V68L242 67L244 70H243V69H241V70L239 69L240 71H242V70L244 71V72H243V71L241 72V73H243L244 76L242 75V78H241L239 75H238V76H239V77H238L237 74H236L235 76L239 78V80L237 79L238 81H236V79H234V78H236V77H234L233 75H231V77L229 78V82H228V80H227V83H228V84H230L233 80L236 81V85H235V82H234V83L232 82V83L235 85V89H234V87H233L234 85H233L232 83H231V85H233V86H232V87H231V86L228 87V88H232L231 93H229L230 89L227 88L229 91L226 89L230 96H228V95H224L225 90H223V92L221 91L222 94H221V92H219V91H218V92L215 91L216 94H214V92H213L214 90H212V93H211V92H210V89H211V88H210V89L208 88L209 94L212 96V98H211V96H210L208 93H206L207 91L205 92L204 89L200 86V85H201L200 83L202 82V84H205L206 80H205V82H204V80L202 79L203 81L201 80L200 83H197V84H200V85H197V84L195 83L196 81L193 82V80H194L195 78H194L193 80H188V82L190 81L189 84L192 83L193 86H192V85H188L187 83H185V84H187V86H189V87H190V86L193 87V91H194V87H195L196 90H201V88L203 89L202 91H199V92H205V94H206L207 97H208L207 101H205V99H204V96H206L205 94H204L203 96L201 95V97H203V98H198V97L200 96L201 93L198 94L196 91H194V96H191V97H192V98H193V97H194V98H198V99H193V101L195 100L196 103H195V101H194V102L192 101V98H191V97L189 98L188 96H187V97L185 96V97H186V98L184 97V101H185V102H183V104H181V106L183 105V107H182V108L184 109V111H183V109L180 108L181 106L178 105V104H179L178 102H180V103L182 102V99H181L182 97H181V95H180L181 98H180V97H177V96H175V95H173V97L175 96L176 99H177V98H180V99H181V100H180V99H179V100H176V99H175V100H176L175 102L178 103V104H175V105L173 104V106H172V107L174 108V111H175V109H176L175 107H176V106H179V110H178V107H177V112L179 111V113H176V111L174 112L173 110H171V113H170V111H169V114H168V113H166V111H168V110H170V109H173L172 107H168V106H170V104L172 105V102L174 101V98H171L170 93H171V94H176V93H177L176 91H177L179 88H181L183 91H185V90L183 89L184 86H185L184 83L181 82L184 86H183V88H182V87H180L181 85H179V86H178V87H179L178 89H177L176 85L174 84L175 87H176V88H175V87L173 88L175 93H172V92H171L172 90L169 91L170 93H168V94H169V97H170L172 100H170V99H166L168 102H169V100H170V102L168 103L169 105H167V103H166L167 101L165 102V101L163 100V101L165 102V106L167 105V108H166V109H163V108H165V107H163L164 103L162 102V98L165 99L164 96H166V95H165V92L163 91L164 94H163V97H162V98H161V95H162V94H161L160 96H158L159 93L156 94V95H157V98L159 97L158 100L161 99V103L163 104V105L161 104V106H162L161 109H163V112H161V110H160V113H163V115L159 113L160 116L162 115L161 117H164V116L169 117V115H170V117H172V116L175 117V116H177V114H178L177 117H179L180 114H181V115H182V114L185 115V114H186L185 112H187V111L189 110L188 108H190V103H189V102H191V105H193V106H194V104H197V105H195L196 107H194V108L191 106L192 109L190 108L189 111L191 112L193 109H194V110L196 109L195 111L193 110V112H197V113H199L201 110H203L205 107L210 106L211 104L219 105V104L226 103V102H228V100L230 101V100H232V99H233V101H234L236 98L234 99L233 96L238 95V94L240 95V96H238V98H239V100H241V101H242V98H243L244 96L247 97V99H246L247 101L252 100V99H253V101H254V100L256 99V100H255V103H253V101H252V105L250 104L251 101H249L248 103H249V105H251V107L253 106V104H256L255 106L258 105V106H257V107H258L257 109L260 111V109L264 107V105H262V104L264 103L263 98H262V97L264 96V95L262 96V94H264V91H263L264 89H263V90L261 89V91H260V89H259L258 92H257V90H258V88H259V85L261 86L262 83L264 84V82H262V81H264V78H263V77H264V76H263V75H264V72H263V74L261 73L262 71L259 72L260 74H262V77H261L260 74H259L258 71H257L258 76H260V78H259V77L256 76L257 74L255 73V71L257 70V69H256L257 66H256V68L254 67V70H255L254 73H255V74H251V72L253 73V69H252ZM262 67H263V66H262ZM94 68L96 69V72L99 71V70L97 71V68H96V67H93V69H94ZM99 68H98V69H99ZM109 68H110V70H109ZM124 68H125V67H124ZM130 68H131V67H130ZM142 68H143V69H142ZM153 68H155V69L153 70ZM159 68H160V71H161V72H159V70H158ZM180 68H181V69H180ZM196 68H197V69H196ZM201 68H204V69H202V70L206 72L205 75H207V76H206L207 78H206L204 75H201V74H204V73H201V71H202ZM207 68H206V69H207ZM248 68H249V67H248ZM106 69H107V70H106ZM119 69H120V70H119ZM141 69H142V72L145 71V73L143 72V74H141V72H140ZM146 69L148 70L149 73H146V72H147ZM173 69H174L175 71H174ZM259 69H260V68H259ZM261 69H263V68H261ZM118 70H119V71H118ZM185 70H186V71L188 70V71L186 72ZM200 70H201V71H200ZM239 70H237V72H238ZM251 70H252V71H251ZM93 71H95V70H93ZM100 71H101V69H100ZM116 71H117L118 73H116ZM122 71H123V70H122ZM156 71H157L158 73H157ZM168 71H169V72H168ZM240 71H239V72H240ZM259 71H260V70H259ZM119 72H120V73H119ZM123 72H124V71H123ZM235 72H236V71H235ZM235 72H234V73H235ZM237 72H236V73H237ZM99 73H101V72H98V74H99ZM102 73H101V74H102ZM121 73H122V74H121ZM135 73H136V74H135ZM153 73H154V75H153ZM160 73H161V74H160ZM209 73H210V75H209ZM118 74H119V75H118ZM133 74H134V75H133ZM146 74H147V75H146ZM149 74H150V76H152L153 78L150 77ZM188 74L191 75V73H188ZM193 74H194V76H195V73H193ZM199 74H200V75H199ZM248 74H249V77H248L249 79H248L247 81H245V80H246L245 78L247 77ZM250 74H251V76L253 75V76H252L253 78H252V77L250 78ZM106 75H105V76H106ZM140 75H141L142 77H139ZM144 75H146V78L144 77ZM160 75H162V76H160ZM190 75H188V76L190 77ZM208 75H209V77H208ZM240 75H241V74H240ZM124 76H126V77H125V80L123 79ZM188 76L185 77V78L188 79ZM137 77H138V79H137ZM147 77H149V78H151V79H149V78H147ZM157 77H158V78H157ZM160 77H161V78H160ZM182 77H183V78H182ZM192 77H193V75L191 76V78H192ZM232 77H234V78H232ZM244 77H245V78H244ZM111 78H112V79H111ZM142 78H143V79H142ZM159 78H160V80H163V81L160 83L161 85H159V83H158V82H160ZM172 78H174V79H172ZM175 78H176V79H175ZM185 78H184V80H186ZM212 78H213V75H212ZM254 78H257V79H258L257 82H256V79L253 80ZM262 78H263V79H262ZM109 79L112 80L114 84H113ZM113 79H114L115 81H114ZM141 79H142V81L145 79L144 82L141 83ZM166 79H167V80H166ZM181 79H182V80H181ZM240 79H241V80H240ZM250 79H251V80H250ZM260 79H261V80H260ZM116 80H117V81H116ZM133 80H134V79H133ZM208 80L211 81L210 78H209ZM208 80H207V81H208ZM249 80H250V81H253V82L255 81L256 83H258V81H260V84H257V85H258V86H257V85H255L256 83L250 82ZM124 81H125V83H123ZM156 81H158V82H156ZM179 81H180V82H179ZM186 81H187V80H186ZM199 81L197 80V82H199ZM214 81H215V79H214ZM240 81H242V82H240ZM248 81H249V82H248ZM109 82H111V83H109ZM128 82H129V81H128ZM171 82H172V83H171ZM238 82H239V83H238ZM245 82H247V83H245ZM108 83H109V85L111 84V85H113V86H114V85H116V86H114V87H113V86L111 87V85L108 86ZM138 83H141V86H139ZM150 83H148V84H150ZM155 83H156V85H155ZM157 83H158V85H157ZM194 83H195L196 86L194 85ZM208 83H209V82H208ZM211 83L213 84V82H211ZM250 83H251L252 85L254 84V87L257 86L256 89L253 88L254 90H250V91H249L248 85H249ZM117 84H118V85H117ZM131 84H133V82H132ZM162 84H163V85H162ZM209 84H210V83H209ZM212 84H210V85H212ZM237 84H238V85H237ZM239 84H242V85H239ZM136 85H137V86H136ZM144 85H145V84H144ZM210 85H209V86H210ZM243 85H244V86L246 85V87H247L248 89H246ZM252 85H249V87H251ZM145 86H146V85H145ZM165 86H163V87H165ZM209 86H208V87H209ZM242 86H243V90H242V88H240V87H242ZM117 87H116V88H117ZM130 87H131V86H130ZM133 87H134V85H133ZM172 87H173V86H172ZM261 87H262V86H261ZM263 87H264V85H263ZM263 87H262V88H263ZM116 88H115V89H116ZM124 88H126V87H124ZM124 88H123V91H122V92L126 94V90H127L128 88H126V90H124ZM160 88H161V87H160ZM160 88H159V90H160ZM186 88H187V87H186ZM186 88H185V89H186ZM198 88H199V89H198ZM251 88H252V87H251ZM110 89H109V90H110ZM121 89H122V88H121ZM131 89H132V92H133V88H131ZM131 89L129 88V90H131ZM134 89H135V88H134ZM165 89H167V88H165ZM171 89H172V88H171ZM188 89H189V88H188ZM188 89H187V90H188ZM129 90H128L127 92H129ZM136 90H137V89H136ZM138 90H137V91H138ZM151 90H153V89L151 88ZM151 90H150V91H151ZM159 90H157V91H159ZM161 90H162V89H161ZM182 90H181V91H182ZM244 90H246V91L244 92ZM134 91H135V90H134ZM178 91H180V90H178ZM181 91L179 92L180 94H181ZM235 91H236V93H238V94H236ZM237 91H238V92H237ZM239 91H240V92H239ZM247 91H248V92H251V93H248ZM255 91H256V92H255ZM262 91H263V92H262ZM122 92H121V91L119 92V93H120V96H122V94H121ZM138 92H139V91H138ZM153 92H154V95H155L156 92H155V91H153ZM153 92L151 91V93H149L150 96H151V94H152ZM159 92H160V91H159ZM252 92L257 93V94H258V97H259L260 100H258V98L256 97L257 94H252ZM259 92H260V93H259ZM261 92H262V93H261ZM129 93H130V92H129ZM133 93H134V92H133ZM160 93H162V91H161ZM179 93H178V94H179ZM186 93H188V92L186 91ZM195 93H197L198 96H196ZM225 93H226V92H225ZM228 93H226V94H228ZM244 93H245V94L248 93L249 96H248V95H245ZM125 94H123V95H125ZM136 94H137V93H136ZM139 94H140V92H139V93L137 94V96H135V97H138ZM178 94H176V95H178ZM212 94H214L215 97H214V95H212ZM219 94H220L221 96H219ZM233 94H235V95H233ZM243 94H244V95H243ZM154 95L150 97V100L148 101V102H150V103H147L149 107H150V105H153V102H152V104H151V101H153V99L156 100V98L154 97ZM156 95H155V96H156ZM216 95H218V96H216ZM223 95H224V96H223ZM242 95H243V96H242ZM250 95H251V96H250ZM259 95H260L261 97H260ZM127 96H128V94H127ZM182 96H183V95H182ZM195 96H196V97H195ZM222 96H223V98H224L225 96H227V100H226V98H224L223 100H226V101L223 102L222 99H221V100H220L221 103H220V102L217 101V100H219V98H222ZM231 96H232V97H231ZM241 96H242V97H241ZM125 97H126V96H125ZM125 97H124V96L120 97L121 100L119 99V101H118V102H119V105H120L119 107H120L122 110H126L127 113H131V112H129L130 109H129L128 107H129L130 105H132V109H133V110H132V111H133L132 113L135 114V112L138 110V106L140 105V101H141V99H142L143 97L140 96V100H139V97H138V99H137V102L139 103L138 106H137V105H134V104H137L135 100L132 99V101H131V100L127 101L130 97H129V96H128V98H125ZM135 97H134V98H135ZM153 97H154V98H153ZM166 97H168V96H166ZM207 97H205V98H207ZM209 97H210V98H209ZM217 97H218V98H217ZM228 97H229V98L231 97L232 99H231V98L229 99ZM235 97H236V96H235ZM240 97H241V99H240ZM245 97H244V99H243V100H244L243 102L246 101V100H245ZM253 97H254V98L256 97V98L254 99ZM122 98H123V99H122ZM132 98H133V96H132ZM151 98H153V99L151 100ZM187 98H189V100H188ZM213 98H214V100H213ZM238 98H237V99H238ZM261 98H262V100H261ZM124 99L126 100V102H127L128 104H126V103L124 102V101H125ZM130 99H131V98H130ZM135 99H136V98H135ZM199 99H200V100H199ZM201 99H202V100L204 99V102H205L206 104H207V102L209 101L208 103H209L210 105H209V104H207L208 106L205 105V104L203 105V103L201 102V101H202ZM210 99H211V102H212V103L210 102ZM237 99H236V100H237ZM248 99H249V100H248ZM123 100H124V101H123ZM215 100H216V101H215ZM236 100L234 101V103L236 102ZM239 100H238V101H239ZM122 101H123V102H122ZM187 101H189V102H187ZM213 101H214V102H213ZM238 101H237V102H238ZM241 101H239V104H240V105H238L237 102H236V104L239 106V109L241 108V110H239L238 108H235L236 110L234 109L235 111L233 110V112H232V118L234 119V117H236L235 113L237 114V113H238L237 111H240V112H239L240 114H241V112H243V113L245 114V118H246V116H249V117H250V120H251V122H252L253 119H252L251 116H254V114H252V112H253V110H254L253 107H252V109H251L252 111H251V113H250V111H249V110H250V106L248 105V103H247V104H243V105H244V107H243V106L241 105L243 102L240 103ZM262 101H263V102H262ZM129 102H131V103H133V104H130ZM154 102H155V101H154ZM157 102L159 103V101H157ZM157 102H156V103H157ZM175 102H174V103H175ZM192 102H193L194 104H193ZM260 102H261L262 104H261ZM122 103H124V104H126V105L123 106ZM156 103H155V108L157 107L158 109H160L159 107H161V106H156ZM185 103H186V104H185ZM217 103H218V104H217ZM234 103H233V104H234ZM245 103H246V102H245ZM147 104H146V105H147ZM159 104H160V103H159ZM159 104H157V105H159ZM236 104H235V105H236ZM199 105H200V106H199ZM246 105L249 106V108H248ZM136 106H137V107H136ZM174 106H175V107H174ZM198 106H199V107H198ZM240 106H241V107H240ZM144 107H145V106H144ZM146 107H147V106H146ZM184 107H186L187 110H186V108H184ZM201 107H203V108L201 109ZM235 107H236V106H235ZM245 107H247V109H244ZM259 107H260V109H259ZM136 108H137V109H136ZM150 108H151V107H150ZM153 108H154V106H153ZM155 108H154V109H155ZM157 108H156V109H157ZM169 108H170V109H169ZM154 109L151 108L152 113H153ZM158 109H157V110H158ZM197 109H201V110L199 111V110H197ZM237 109H238V110H237ZM255 109H256V107H255ZM257 109H256V111H257ZM157 110H156V111H157ZM180 110H181L182 113L180 112ZM185 110H186V111H185ZM245 110H246L247 112H246ZM262 110H264V108H263ZM156 111L154 112V114H155V113L157 114ZM189 111H188V112H189ZM158 112H159V111H158ZM164 112H165V113H164ZM188 112H187V113H188ZM152 113H150L151 116L153 115ZM172 113H173V115H172ZM239 113H238V114H239ZM243 113H242V114H243ZM256 113H257V112H256ZM256 113H255V115H256ZM260 113L262 114V117H264V112H261V111H260V112H258V115H259ZM156 114H155V115H156ZM165 114H166V115H165ZM174 114H175V115H174ZM233 114H234V117H233ZM242 114H241V116L243 117L244 114H243V115H242ZM130 115H131V114H130ZM138 115H139V114H138ZM148 115H149V114H148ZM155 115H153V116H155ZM250 115H251V116H250ZM142 116H143V117H142V120H143V118H144V120H146L144 114H143ZM153 116H152V117H153ZM238 116H239V115H238ZM259 116H260V115H259ZM259 116H257V117L254 116L255 118H258V120H259V121H256L255 118H254V120L256 121V122L253 121V123L255 122L254 124H256L255 126H253V123H251L252 125H250V122H249V126H248V124H247V126L249 127V130H250L251 127H254L253 129L251 128V130H253L254 134L257 132V131L255 132V130H254V129H256V128H259L260 130L264 131V129H263V128H264V124L259 123L260 121H262V123H263L264 120H263V118H262V120H260L261 118H259ZM140 117H141V115H140ZM146 117H148V116L146 115ZM150 118H151V117H150ZM150 118H148V119H150ZM233 119H232V120H233ZM235 119H238V118L236 117ZM235 119H234V120H235ZM239 120H243V121H245V124H246V120H247V119L245 120V119H241V118H240V119H238V122H240ZM243 121H241V122L244 123ZM248 121H249V120H247V122H248ZM233 122H234V121H233ZM236 122H237V120H236ZM257 123L260 124V126L262 127V129L260 128L259 125H258L259 127L257 126ZM235 124H236V125H239V124H237V123H235ZM243 125H244V124H243ZM250 126H251V127H250ZM259 129H258V130H259ZM246 130H247V129H246ZM246 130H245V131H246ZM251 130H250V132H252ZM256 130H257V129H256ZM247 131H248V130H247ZM262 131H261V132H262ZM250 132H249V133H250ZM261 132H260V133H261ZM247 133H248V132H247ZM247 133H246V134H247ZM260 133H258V134L256 133V134L258 135L259 138H260V136L262 137V138H260V139H264V133L262 132L261 135H260ZM252 134H253V133H252ZM252 134H251V138L247 139L248 141H252V140H255V139H256V137L254 138L255 135L253 134V136H252ZM249 135H250V134H248V137H249ZM262 135H263V136H262ZM246 137H247V136H246ZM252 138H254V139H252ZM250 139H251V140H250ZM256 140L258 141V138H257ZM263 141H264V140H262V142H263ZM262 142H261V140H260V143H258V142H256V141H255V142L252 141V143L256 144V145H255L256 147H255V148H252V147H251V148H252L253 150L256 149L258 144H259V147H260L261 145L264 144V142H263V144H262ZM260 144H261V145H260ZM251 145H252V144H251ZM252 146H253V145H252ZM263 146H264V145H263ZM253 147H254V146H253ZM259 147H258V148H259ZM262 148H263V147H262ZM259 149H261V147H260ZM253 150H252V152H253ZM249 151L251 152V149H250ZM254 151H255V150H254ZM259 151H260V150H259ZM262 151L264 152V148H263L260 152H262ZM250 160H251V162L253 163V165H255V166H253L252 163L247 162V163H249V166H251V165L253 166V167L251 166L252 169L249 168V172L251 173V174L249 173V175H252V174H253L252 176H255L254 173H253V170H254L255 168H257V169H256L257 171H258V169L261 171V170L263 169L264 166H263V164H262L261 167H260V163H261V162H260V163H259V166L257 167V164H258V163H257V162L255 163L254 160L252 161V158H250ZM250 160L248 159V161H250ZM250 164H251V165H250ZM253 168H254V169H253ZM256 170H254V172H255ZM260 171H259V173H261V174L264 173V169H263L261 172H260ZM252 179H253V177H252ZM255 180H256V178L253 179V181H255ZM256 181H257V180H256ZM253 183H255V182H253ZM257 185H258V183L256 184V186H257ZM252 187H255V185L253 184ZM12 203H13V202H12ZM12 203H11V202H10V203H9V202H8V203H7V202H6V203H2V202H0V206L2 205V207H1L2 209L0 210V213L2 214V217H3L2 219H1V217H0V228H1V229H0V230H1V231H0V239H1L0 243L2 244V246H1V244H0V260H2L1 262L4 263V264H6V262H8L7 264H22L23 262L26 263V262H28V261H30V264H45V263H46V264H49V263H51V264H58L59 262H60L59 264H64L65 262H64L63 260H65V259H66L65 261L70 262L69 264H76V263H78V264H81V263H82V264H84V263H85V264H91V263H89V262L92 261L91 258H93V256H90V255H89L90 253H92L91 255H93V254L95 253L94 256H99V255H97L98 253H99L100 255H101V254H105L104 252L107 253L110 249H112V247H110V249L108 250L109 246H111V243H113V242L111 241V243H109V242L106 241V239L108 240L107 236L109 237V235H108L107 233H106L107 235H104V236H103L105 241H101L102 243H101L100 241L97 242V240L95 241V240L92 239L93 241H90L89 239H87V237H88L87 234H88V235L91 234L92 231L94 230V227L97 228V227H101V226L106 225V224L108 223V221L110 222L111 219H112V217H113L111 214H109V213L103 211V208H104L105 206L102 205V204H101V205L104 206V207L101 208V206H98V207H96V208H93V209H95V210H92V211H94L93 214L96 213V215L99 216V217H98L99 219L95 217L96 215H93L92 212H90V211H91V210H90L91 207H88V206L85 207V205L88 204V203H85V204H84V207H85L86 209H85V208H77L78 210L80 209V211L83 212L82 214H86V215H87L86 218L88 219V221L86 220V221L84 222V221H83V219H84V218H83L84 215H83V217H82L81 212H80V214H81V215H80V214H79V211H78L76 208H74V209H76V210L74 211V209H73L74 206H73V204H71L72 202H69V203H68L69 205L67 204V202H63V203L58 202L59 205L57 204V202H54V203H52V202H45V203H44V202H43L44 204L48 205L47 207H46V205H44L43 203H39V202H27L26 204H24L25 202H22V203H21V202H14V203H15V204H13L14 206H12ZM48 203H49L50 205H49ZM73 203L76 205L77 202H76V203L73 202ZM78 203H79V204H78ZM78 203H77V205H76L75 207H83V202H78ZM29 204H31V205H29ZM36 204L39 205V206H38V211H37L36 208H34V207H37ZM42 204H43V205H42ZM54 204H57V205H54ZM80 204H81V205H80ZM17 205H18V207H17ZM24 205H25V206H24ZM26 205H27V207H26ZM35 205H36V206H35ZM53 205H54L55 207H53ZM5 206H6V207H5ZM20 206H21V207H20ZM23 206H24L25 208H27V209H31V210L29 211V214H31L32 216L29 215V214H26L28 211H26L27 209H25ZM28 206H29V208H28ZM30 206H31V207H30ZM33 206H34V207H33ZM41 206H42V207H41ZM50 206H51V207H50ZM56 206H57V208H56ZM58 206L61 207V208H59ZM70 206H72V207L69 208ZM3 207H4V208H3ZM12 207H13V208H12ZM45 207L47 208V210H45V209H46ZM49 207L51 208V210H52L53 208H54V209L56 208L55 210L53 209V210H54V213L52 212L53 210L51 211L50 209H48ZM87 207H88L89 210H90V211H89V214H88ZM5 208H6V209H5ZM11 208H12V209H15V208H16V209L13 211ZM40 208H41V209H40ZM44 208H45V209H44ZM58 208H59V210H60L61 212H63V214H61V212H60L59 210H57ZM20 209H21V210H20ZM22 209H23L24 211H23ZM34 209L36 210L37 215H36V214L33 215L32 210L35 211ZM63 209H64V210H63ZM68 209H69V210H68ZM81 209H83V210H81ZM2 210L5 211L6 213H9L8 215H9L12 219H11L9 216H7V214H6L5 212H3ZM86 210H87V211H86ZM1 211H2L3 213H2ZM19 211H20V212H19ZM21 211L25 212L24 215L22 214L23 212H21ZM42 211H43V212H42ZM44 211H45V212H44ZM46 211H47V212L50 211L51 213H53V214H50V212L48 213V214H50V216L53 215V217L51 216L52 218H50L49 215L47 216ZM77 211H78V212H77ZM84 211L87 212V213H85ZM12 212H13V213H12ZM18 212H19V213H18ZM30 212H31V213H30ZM38 212H39V213H38ZM40 212H42L43 214L41 215ZM55 212H56V213H55ZM59 212H60V214H59ZM44 213L46 214L47 217L45 216ZM64 213H65L67 216H68V214H69V216L67 217L66 215H64ZM73 213H74V214H73ZM102 213L104 214V216H102V215H103ZM1 214H0V215H1ZM18 214H19V215H18ZM91 214H92V215H91ZM98 214H99V215H98ZM100 214H102V215H100ZM3 215H4V216H3ZM5 215L7 216V218H5V217H6ZM13 215H14V216H13ZM16 215H17V217H15ZM20 215H21V216H20ZM26 215H27L28 217H27ZM63 215L66 216V218H64ZM86 215H85V216H86ZM88 215H89V216L91 215L90 217H92V218L94 217V219H91L90 217H88ZM18 216H19V218H18ZM33 216H34V217H33ZM44 216H45L46 218H45ZM59 216H60V217H59ZM62 216H63V222H59V221L61 220V217H62ZM72 216H74V218H76L77 220H76V219H75V220L72 219V218H73ZM79 216H80V218H79ZM106 216H108V218H109L110 220H109ZM109 216H110V217H109ZM111 216H112V217H111ZM26 217L29 218V221H28V219H26ZM30 217H32L33 220H34L35 222L31 223L30 221H33V220H32V218H30ZM36 217H37V219H36ZM43 217H44V218H43ZM55 217H57V218L59 217L60 220H59V218H58V220H57V218H55ZM81 217H82L83 219H81ZM102 217H103V218H102ZM16 218H17V219H16ZM22 218H23V219H22ZM41 218H42L44 221H43ZM100 218H102V219L100 220ZM104 218H105V219H104ZM106 218L108 219V221L106 220ZM7 219H9V220H7ZM20 219H21V221H22V220H23V221L25 220L24 222H26V220H27V223H26V224H29V225H26L23 221H22V223H21V222L19 221ZM40 219H41V220H40ZM45 219H46V221H45ZM47 219H49V220L52 219V220H51L52 222L49 221V220L47 221ZM55 219H56V220H55ZM90 219H91V220H90ZM97 219H98V222H99L100 224H98ZM5 220H7V221H6V224H2V223H5ZM16 220H17V221H16ZM39 220H40V222H39ZM64 220H65V221H64ZM69 220H71L73 223H70ZM89 220H90V221H89ZM95 220H96V221H95ZM99 220L102 222V225H101V222H100ZM104 220H105V222H103ZM3 221H4V222H3ZM12 221H13V222H12ZM15 221H16V224H14ZM36 221H37V222H36ZM42 221H43V222H49L50 224H52V223H56V225L53 224L54 226H51L49 223H46V224H48L49 227H48L47 225H46V227H45V225H43L44 223H42ZM57 221H58L60 224L62 223L63 226H62V224L60 225L59 223H57ZM80 221H82L81 223L84 222V225L82 224L83 227H82ZM91 221H93V222H92L93 224L91 223L93 227H92L91 224L89 223V222H91ZM94 221L97 222V223H95ZM19 222H20V223H19ZM38 222H39V223H38ZM75 222H76V223H75ZM77 222H78V223H77ZM23 223H24V226H27V227H28L27 230H30V234L28 233L29 231H26V229H24V228H26V227L23 226ZM40 223H41V226L43 225V229H44V230H43V229H42V230H43V233L46 234L45 237H44V234L42 233V230L39 229V228H40V227H39V226H40V225H39ZM65 223H67V224H65ZM74 223H75V224H74ZM87 223H88V224H87ZM94 223H95L96 225H95ZM19 224H22V225L19 226ZM30 224H31V226L33 225L32 228H31ZM36 224H38V225L36 226ZM57 224H59V226H58ZM71 224H72L73 226L75 225L76 228H75V226H74V227L72 226V229H73V230H71V229H70V230H69V229H68V230H65V229H66L65 226H67V228H69V227H71ZM76 224H77V225H76ZM86 224H87V225H86ZM4 225H5V226H4ZM7 225H8V226H7ZM88 225H89V226H88ZM94 225H95V226H94ZM98 225H99V226H98ZM1 226H2V227H1ZM3 226H4V227H3ZM34 226H35V229H37V230H35V231H36L37 233L40 232L39 234L34 233V230H33V229H34ZM55 226H56V227H55ZM61 226H62L61 229H63V231H62L61 229H59V227H61ZM77 226H78V227H77ZM85 226H86V227L88 226V227H87L88 229H86ZM5 227H6L7 230L5 229ZM8 227H9V228H8ZM13 227H14V228H13ZM17 227H18V229H17ZM29 227H30V228H29ZM37 227H39V228H37ZM51 227H54L55 230H53V231H56V229H57L56 232H58V233L62 232V236H64V234H65V237H61V234H59V235H57V236L55 237V239H54V236H55L56 233H55V232H52V233H51V230L53 229V228H51ZM64 227H65V229H64ZM79 227H82V228L79 229ZM89 227H90V229H91V227H92V229H91L92 231L89 229ZM46 228H47V231L45 230ZM77 228H78V229H77ZM83 228H84V229H83ZM10 229H12V230H10ZM13 229H15V230H13ZM22 229H24V230H23V232L21 231L22 233H20V230H22ZM31 229H32V230H31ZM38 229H39L40 231H39ZM50 229H51V230H50ZM58 229H59V230H58ZM82 229H83L84 231H83ZM2 230H3V231H2ZM4 230H5V232H8V231H9V233H8V234L5 233ZM60 230H61V231H60ZM64 230H65V231H69V232L67 233V232H65ZM76 230H77V231H76ZM86 230H87V231H86ZM38 231H39V232H38ZM44 231H46V233H45ZM48 231H49V232H48ZM72 231H73V232L75 231L76 234H77V232H78V234H77L78 236H77L75 233H73ZM11 232H12V233H11ZM14 232H15V233H14ZM24 232L27 233V234H25ZM31 232L34 233L35 235L33 236ZM47 232H48L49 236L47 235ZM84 232H85L86 235L83 234ZM86 232H87V233H86ZM88 232H89V233H88ZM3 233H5V234H4L5 236L2 235ZM41 233H42V234H41ZM50 233H51V234H50ZM53 233H54V235H53ZM58 233H57V234H58ZM69 233H70L71 235H70ZM81 233H82V234H81ZM22 234H25V236H27V235L29 234L30 236H29V237L27 236L26 238H28V239H26L25 236H23ZM40 234H41V235H40ZM74 234H75V236H77V242H78V243L76 242V244H81V243H82V244L80 245L81 248L78 249V248H77L78 246H77L76 244L73 245V246L70 245V244H69V245L71 246V248L74 249V251H78V250H80V252H77V253L74 252V251H72L71 248H70V246L67 244L68 242L70 243V241L72 242V241L74 240V238H76V237L74 236ZM1 235H2V236H1ZM6 235H9V236H11V237H13V238H14V236H15V238H16L17 240H14V243L10 245V243H12L13 241L10 242L9 239H11V237L9 238V237L6 236ZM13 235H14V236H13ZM16 235H17V236H16ZM19 235H21L22 237H21V236L19 237ZM36 235H38L39 237L36 236ZM68 235H69V236H68ZM31 236H32V237H31ZM35 236H36L37 238H36ZM58 236H59V237H58ZM66 236H67V237H66ZM85 236H87V237H86L87 240L84 238ZM30 237L33 238L34 240L31 239ZM34 237H35V238H34ZM46 237H48V238H53V240L50 239V240L53 241V243H52L48 238H46ZM78 237H79V238H78ZM80 237H81V238H80ZM4 238H5V239L8 238V239L5 241ZM13 238H12V239H13ZM15 238H14V239H15ZM22 238H23V240H22ZM39 238H40V239H39ZM41 238H43V239H41ZM59 238H60V239H59ZM61 238H62V239H61ZM64 238H65V239H66V238H69V239L63 241ZM70 238H72L73 240L70 239ZM105 238H106V239H105ZM35 239H36L37 241H36ZM38 239H39V240H38ZM45 239H46V240H45ZM47 239H48V241H47ZM79 239H82V240H79ZM3 240H4V241H3ZM20 240H21V241H20ZM27 240H28V241H27ZM40 240H41V241H40ZM42 240H44V241H42ZM78 240H79V241H78ZM85 240H86V241H85ZM23 241H24V242H23ZM25 241H26V242H25ZM30 241H31V242H30ZM32 241H33V242L35 241V242H36V245H35V242L33 243ZM46 241H47V243L49 242V243H52L53 245H52V244H49V243H48V244L45 243ZM57 241H58V243L56 244ZM61 241H62V242H61ZM88 241L91 242V243H88ZM3 242H5V243H3ZM9 242H10V243H9ZM17 242H19V243H17ZM28 242H29V244H28ZM40 242H42L44 246H43L42 243H40ZM60 242H61L62 244H61ZM63 242H64V243H63ZM83 242H84V243H83ZM85 242H86V243H85ZM95 242H96V243H95ZM7 243H9L8 245L10 246V247H7L8 249H6V245H7ZM92 243H93L94 245H93ZM97 243H100V245L102 244L101 247H99L100 245L97 246ZM3 244H4V245H3ZM17 244H18V245H17ZM20 244L23 246V248L20 246L23 250L20 249V247H19ZM55 244H56V246H55ZM58 244H59V245H58ZM65 244H66V245H65ZM83 244H84V245H83ZM91 244H92V245H91ZM95 244H96V245H95ZM105 244H106L107 246H106ZM108 244H109V245H108ZM8 245H7V246H8ZM16 245H17V246H16ZM46 245H47V246H46ZM49 245H50V246H49ZM14 246H15V247H14ZM25 246H26V247H25ZM27 246H28V247L31 246V248H28ZM53 246L55 247V252H54V250L52 251ZM59 246H60V247H59ZM61 246H62V247L64 246V248L67 246V247L64 249L65 251L63 250V248H62ZM88 246H89V247H88ZM95 246H96V247H95ZM104 246H105V247H104ZM12 247H14L15 249L12 250V249H13ZM18 247H19V248H18ZM57 247H58V248H57ZM68 247L70 248L71 252L69 251V248H68ZM91 247H93L94 249L91 248ZM107 247H108V248H107ZM11 248H12V249H11ZM16 248H17L19 251H18ZM26 248H28L29 251H28ZM38 248H39V249H38ZM48 248H49V249H48ZM59 248H61L62 250L60 249V251L57 253V254L60 253L59 256H58V255L56 254V252H57V250H59ZM67 248H68V249H67ZM87 248H88L89 250H88ZM96 248H99V249H97V250L99 251V252L97 251V254H96V250H95ZM104 248H105V249H104ZM66 249H67L69 252L66 251ZM77 249H78V250H77ZM81 249H83L84 251L81 250ZM100 249H101L102 251H101ZM11 250H12V252H11ZM16 250H17V251H16ZM35 250H36V252H35ZM43 250H44V251H43ZM85 250H86V251L88 250V251H90V252H85ZM91 250H92V252H91ZM31 251H33V252H31ZM42 251H43V252H42ZM61 251H62V252H61ZM63 251H64V252H63ZM81 251H83V254H84V255H83V254H79V253H82ZM47 252H48V253H47ZM51 252L54 253V254H51ZM65 252H67V253H65ZM84 252H85L86 254H85ZM93 252H94V253H93ZM41 253L43 254L42 256H41ZM44 253H45V254H44ZM17 254H18V255H17ZM62 254H64V255H62ZM65 254H66V255H65ZM68 254H69L70 256L72 255L71 257H72L73 260H70L71 257L68 256ZM76 254H77V255H76ZM78 254H79V255H78ZM87 254H88V255H87ZM29 255H30V256H29ZM34 255H36V256H34ZM55 255L58 256V257H56L57 259L54 257ZM17 256H18V257H17ZM19 256H20V257H19ZM28 256H29V259L27 258ZM38 256H39V259H36ZM49 256H50V259H49ZM51 256H52V257H51ZM60 256H61V257H60ZM64 256H66V258H65ZM74 256H75L77 259H75ZM83 256H84V257H83ZM87 256H88V257H87ZM89 256H90V257H89ZM43 257H44V259H46L45 261H42V260H43ZM80 257H82V259H81ZM85 257H86V258H85ZM7 258H9V259L11 258V259H12L11 261H13V262L9 263V259H7ZM23 258L25 259L24 261H23ZM26 258L28 259V261L26 260ZM32 258H33V259H34V258L36 259V263H34L35 261H34ZM53 258L56 259V260H54ZM59 258H60V259H59ZM64 258H65V259H64ZM67 258H68V259H67ZM84 258H85V261H86V262H85V261H82ZM89 258H90V259H89ZM94 258H95V257H94ZM94 258H93V259H94ZM5 259H6V260H5ZM14 259H15V261H14ZM16 259H17V260H16ZM20 259L22 260L21 262H20ZM31 259H32V260H31ZM41 259H42V260H41ZM61 259H62V260H61ZM80 259H81V260H80ZM87 259H89V260H87ZM49 260H50L51 262H50ZM57 260H58V263H57ZM59 260H60V261H59ZM79 260H80V261H79ZM3 261H4V262H3ZM5 261H6V262H5ZM16 261H19V262H16ZM41 261H42V262H41ZM62 261H63L64 263H63ZM71 261H72V262H71ZM74 261H76V262H74ZM81 261H82V262H81ZM88 261H89V262H88ZM1 262H0V264H1ZM68 262L65 263V264H68ZM87 262H88V263H87ZM263 262H264V261H263ZM25 263H23V264H25ZM26 264H29V263H26ZM261 264H264V263H261Z\"/></svg>",
	"mask_w": 264,
	"mask_h": 264
}]
</instances>
